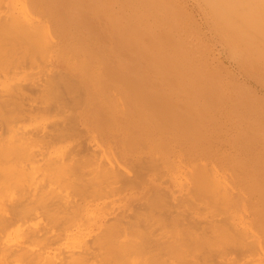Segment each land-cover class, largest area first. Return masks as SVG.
Masks as SVG:
<instances>
[{"label": "rangeland", "instance_id": "374dc122", "mask_svg": "<svg viewBox=\"0 0 264 264\" xmlns=\"http://www.w3.org/2000/svg\"><path fill=\"white\" fill-rule=\"evenodd\" d=\"M1 1H3V2H1ZM22 1H23V4L21 3ZM208 1L209 0H207V2ZM248 1H247L246 5L248 6V4H249V8L251 9L253 7L252 5L256 4V2H254L256 0H253V2H251L252 0H250L249 2ZM259 1L260 0H258L257 3H260ZM209 2L205 3L203 1L201 2V0H0V20H1L0 25L3 26L2 24H4L3 23L4 20L6 21V24H4V26L7 25V23L9 22L8 19H10V18H7V17H9V15L14 14L13 16H16V17H14V20L11 19L13 23L9 22L10 24H12L11 28L12 27L14 28V29L12 28L13 31L11 30V28L9 29V31L11 30L10 33L12 34V32H14L16 30L15 33H13L14 35L13 34L11 35L7 29L10 27V24H8L9 27L8 26L5 27V29L7 30V33H9L11 35V38H10L9 34H8L9 37H7V33H6L5 29H2V27L0 26V28H1L0 33H3V35H4V37L2 36L0 38H5V35H6V37L8 38L7 41L11 42L12 46L15 44L13 47H15L14 49H16V50H14L12 47H10L11 45L9 43H6L7 41H5L3 39L6 46H8L7 44H9V47H8V50L3 48L5 50L4 51L2 49V47L0 46V50L2 49L4 51L3 53H2V51H0L3 55V57H2V55L0 56V61H1L0 65L1 64L3 65L5 63L0 68V71H1L0 72V96H1L0 101L3 100L5 95L7 97H5L4 100L5 99L7 100V98H9V100H7L8 104L5 101H4V103H3V101L0 102L1 103V109H2V110L0 109V112H1L0 113V119L2 116L4 117L5 123L6 122L9 123L8 126L11 129H14L12 132L15 135L20 132V134L23 133L24 135H26L25 133H28L30 136H32L31 133L36 132V134H37V130H38L37 137L35 134H34L35 136H32V137H34V138H32L33 139L32 143H34L36 145L32 144L31 142H30L31 145L30 144L27 145L28 144L27 143L25 146H27L28 148L26 147L27 149H25V147H24V149L27 151L22 150L23 154L19 155L18 157L20 158V160H19V158L17 160L18 161L17 164L24 166L25 174H27L29 172L28 171L26 173V171L30 168V173L32 174V176H30L31 174L29 173V177H31V178L30 179L27 178L29 182L26 180L28 182V185L30 186V188H32L31 185H34L31 182L33 180H34L33 183L34 182L36 183L38 181L41 184V180H40L41 174L40 175L36 174V176L38 178L35 176V172L38 173L40 171L37 168H36V170L31 168L30 165L34 164V165H37L38 167L40 166L41 160H39V158L41 157V155L40 156L38 155V154H40L38 152V150L40 149L39 145L41 144V142L47 141L48 140L47 137L49 138V136L53 135V134L50 135L51 134L50 132L52 131L51 128L46 129V127L51 126L52 128H59L60 133L62 131L61 128L63 129V127H66L65 130H67V127H68V129H70V130L66 131L67 133L65 132L66 136L64 135V133L63 134L61 133V135H60L61 138L63 137L62 135H64V137H65L64 139L62 138L63 141H61V142L59 141V139L61 140V138H59L60 136L59 137L57 136L59 138L58 140H57V137H54V139H53V136H52L49 139L52 138L53 139V140L51 139L52 142L54 140H56L59 143L54 141L51 144L50 140H49V142L47 141V145H49V146L46 145L47 149H44L46 142H44V146H43V144H41V146H43V147H41L42 149H40V150L41 151L44 150L43 151L44 154L47 153L46 157L50 156L49 158H51V160H54V158H56L54 155H56L57 157L59 155V156H61V158L64 157V161L66 164L69 163V165H70V167H69L68 165L65 164L67 167L63 168V170H62L63 172H61L62 174L60 173V177H58L59 174L58 175H57V173L55 174L58 179L57 178H54V179L51 178L52 176L56 177L54 175V173H51L50 174L51 176H49V177L47 176L48 178L46 177L47 179H45V181L47 180V182L44 181L45 184L43 185V187H42V184L40 185L41 189L46 190L47 195H49V196L45 197L47 200L44 198V201H46L47 204L45 203V205H44V202H43V203H39L40 206H38V203H36L35 201H31V200H33L32 198L36 197V196H33L36 194H32L34 192H32L31 190H29L31 192H28V190H26L28 192V194L25 195V193H24L22 195L23 197L24 196L29 197V194L31 193L30 197H29L30 199L27 197H26L27 198L26 199L24 197L26 200H28L26 203V201H24L25 199H23V197H20L21 195H19L20 193H22L21 189H20L22 187L19 188V186H20L19 184L16 186L18 189L14 186V183H21V182H13V184L11 181H10L11 183L8 182V184H10V188L8 187L7 190L5 189L6 193L3 192V198L6 199V202L12 203V201L14 200L13 202L15 203V201H16L15 199L17 198L18 200H21V203L24 204L23 206H28L27 208L30 207L29 209L31 211H33V212L30 211L31 214L26 212V214L23 215L24 217L22 216L20 218V216H19L18 219L15 217L12 219V217H11V216H13L12 211L10 212L12 215L9 214L8 211H7L6 215H7V217L8 216L11 217V218L9 217L10 221L12 222V224H14L13 227L11 228V230L16 228V227L19 228V231L21 229L23 230V235L25 236L23 238V240H25V243L28 242L29 240H32V241H29L28 243L36 242V243H32V244L26 243V245H28L29 249L34 250V251H32L33 253L35 251H38L39 253L42 252V255H44L45 258L47 256V258H46L47 261L45 259L37 261V260H39V259H37L39 256V253L35 252L34 253V255H35L34 262L36 261V263H34V264H37V263L38 264H42V263L43 264L44 263L49 264L48 260H49L50 264H53V263L56 264L58 261H59V264H69V263L70 264H78V263L79 264H82V263L83 264H90V262H92L91 264H97L96 260H98V264H102V262H103V264H107L108 261H109L108 264H115V263H118L117 262L118 259L115 260L112 257L115 258L117 256H112L111 260H113V261H111V262H110L109 257L111 256L110 252H112V251L114 252V253L112 252L113 253L112 255H115L117 253H116V251L113 250L114 248H112L111 246H110L111 247L110 248L109 245L106 243L110 242L113 244V242H116L114 244H115V246H117V243L121 244L122 241H123V243H125L128 241V239H130L129 244L131 243L130 246L129 245L128 246L130 248H132L133 250H136V251H132V249L131 250L129 249L128 252L130 251V253H131V251H132L131 255L130 254L128 255V253L123 254L124 256L128 255L127 257L129 259L124 258V260H125V262L127 260H129V262L127 261L129 264H142L143 262H141V260L143 261L144 259L145 260H144L143 264H145V262H146V264L147 263L148 264H175V263L182 264L183 260H186L187 258H188L187 262L190 264H201V263L202 264H207V263L208 264H220V262L221 263L223 262V258H224V262H223L224 264H264V249H263L264 248V232L262 233V231H264V228L263 229L261 228V227H264V223L257 221L258 216H259L258 215L259 212H260L261 217H263V215H264L263 214L264 213V204H263L264 203V198H263L264 197L263 196L264 191H262V190H264V24H262V23H264V18H262V17H264V12L262 10L263 8L260 9L259 7H256V5H254L256 7V9H255V7H253L251 9V13L246 12L247 14H249V18L252 19L251 21L253 22V19L257 16L256 14L259 12V9H260V12H259L257 18H259V15H260V18H262L261 20H263V21L260 20V22H258V23H261V25L257 24L256 18L254 19L256 21L255 23L257 24V27L259 26L258 29L256 26H253V24L250 21V19L248 18V16L246 19V15L245 16L240 15L241 11H242V13H245V12H243V9L250 11V9L246 8L245 5H244L245 8L244 7L242 8V6L240 7V9L242 8L241 11H240V9L238 11H236V12H238V13L234 14L236 16L232 15V16H234L233 18H231L232 17L231 15H230L231 17L229 16L230 19L224 18L221 15L223 17V19H225V20L228 19L230 21L232 19L233 25L235 24L234 28H232L230 26L224 25L225 21H223V19L222 20L220 18H219V20L217 19L218 17H216V15H215L217 11H215V13H212L214 7L210 4L211 8L213 7L212 9H210ZM215 2L216 1H213V3H215ZM251 3H252V5H251ZM263 3H264V1H263ZM216 6H217V3H216ZM216 6H215L214 10H216V9L219 10L220 8L222 10L223 5H221L222 7L220 6V8L216 7ZM250 6H252V7H250ZM263 6H264V4H262V7ZM23 9H25L26 11H24ZM221 10H219V11H221ZM252 10H253V12H252ZM256 10H257V13H256ZM27 11L29 14L31 13V14H33V16L34 15L35 16L32 17V15H30V16L27 15L28 14ZM219 11H218V13H221V14H222V12H224V11H221V12H219ZM234 11L235 10H233V12L230 11L231 14L235 13ZM10 12H12L13 14ZM207 12H209L208 15H206ZM224 13H226V12H224ZM228 14H229V12H228ZM238 14L240 15V17L242 19H246V22L247 23L249 22L248 24H250V22H251L250 25L253 26V29H251L247 23H245V24L242 23V21H241L242 19H240V17H238L239 16ZM250 14H253V15H250ZM5 15H7V16H5ZM212 15L215 19L212 17ZM225 15H227V14H225ZM3 16H5V17L3 18ZM13 16H12V18H13ZM243 16H244V18H243ZM252 17H254V18H252ZM2 18L4 20H2ZM238 19H240V20H238ZM15 20H17V21H15ZM17 24H21L23 26L19 25V27H18ZM236 25H238V26H236ZM4 26H3V28H4ZM15 26H17L18 29H16ZM45 26L49 30H47L45 28ZM217 26L219 27L218 29H217ZM21 27L24 30L23 29L19 30V28H21ZM26 28L28 29L27 31H26ZM17 30H19L21 32L23 31L26 34V36L24 35V40H22V41H25V39L27 41H25L24 43L21 41V34ZM4 31L6 34H4ZM46 31H51V32L49 33ZM30 32H32V33H30ZM260 32H261V34H263L262 36H260V34H259ZM16 33L20 34V35H18V37L15 40H18L19 37H20L19 38L20 40L15 41V42L16 43L19 42V44H20V41H21L23 44V45L22 44L18 45V43H17V47H16V43L14 42V39H12V38H15L17 36ZM44 33H46V34H44ZM15 34H16V36H15ZM32 34H33V36H32ZM47 34H48V36H47ZM50 34H53L54 36H52ZM240 34H242L243 36H241ZM1 35L2 34H0V36ZM220 35L223 36V39L221 37H219ZM29 36H31V38ZM257 36L259 38H261V39L263 38V39L261 40ZM254 37H256V38H254ZM7 38H5V39H7ZM28 38H29V40H28ZM10 39H12V40H10ZM39 40H42V41H39ZM1 41L2 40H0V43H1ZM32 41H35L34 46L31 43ZM26 42L31 43L30 45H32V46H30L29 44H25ZM41 42H43V43H41ZM45 42L49 43L48 46H46ZM5 44H3L4 47H5ZM38 44H40V46ZM1 45H2V43H1ZM21 45H22V47H21ZM28 45L30 47H27ZM42 45L45 46V48L42 47ZM31 47L36 48V50L34 49L35 50L34 52H33V48H32L33 56H31L32 53L30 52ZM24 48H26V49L28 48V50H24ZM22 50L25 52L28 51L26 57H23V56H25V54L23 53ZM232 50H235V52ZM29 52L31 53L30 56L28 55ZM12 55L14 57H12ZM42 55H43V57H41ZM36 57H38V59ZM18 58H19V60H18ZM24 59L27 62L26 64H25ZM11 60H13V61L11 62ZM22 60H24V61L22 62ZM28 61L31 63L32 66L30 65V63ZM125 61L128 63L127 68H125L121 65L122 62H125ZM21 62L23 65L20 64ZM16 63L18 65L19 64L20 65L18 66ZM6 64L8 67L6 66ZM14 64H15V67H13ZM44 64H46V65L44 66ZM16 65L18 68L16 67ZM9 69H10V71H9ZM27 69H28V71H27ZM7 71L9 73H7ZM16 71H18V72H16ZM55 71L57 73L59 72L61 74H64V73L67 74V75L59 74L62 76V78H63V76H67V77L70 76L69 78L71 80H73L71 82L73 85L70 83L72 85L71 88H70V85L68 83H66L68 81H66V82L63 81L62 87H64V85H66V84L69 87L68 88H67V86L64 87L65 91L61 92L64 89L61 87L60 83L62 84L61 80H63L64 78L62 79L61 76L59 77V75H58L59 79L57 81H59L61 78L60 83L58 82L60 86L58 87V83H56L57 86H54V84L51 83V82H53V80H54V82L56 80L57 76H55V75H57V74ZM52 72H54L55 75L54 74L52 75L51 74ZM27 73H28V75H26ZM139 73L144 75V76L146 75L144 77V79L147 80L146 82L149 85V86H147V88L151 89L152 91L154 90L153 88H155V90L159 89L158 90L159 92L161 91L164 94H167L169 92L168 90H170V89L176 90V92L178 93L176 96L177 97L180 96V98H181L180 110L183 113H180V114L183 117V123H184V127H185L183 134L178 133L174 130H171L170 128H166L165 126H160L159 127L160 129H159L157 127L158 125H156L154 123V121L152 120V118H150L151 116L148 113H147L148 116H146V113H145L143 107L139 103V101H140L139 95H135L131 91L129 92V89L125 87L124 81L127 79L132 80L135 76H138ZM50 77H51V79H50ZM65 80H68V79H66V77H65ZM35 81L37 84L35 83ZM45 81H46V83H48L47 87L52 86V89H53V87H55L54 89H56L57 87L60 88V90H58V89L52 90L51 88L48 87L49 91H47L48 90L47 89L46 92H48V93L50 92L52 95L54 94V96H55L56 93H53V91L54 92L60 91V93L57 92V93H59V94H57V96L61 95V97L58 96L57 100H56V98H54L49 93L53 99L50 98L51 96L48 93L44 92L45 89L42 90V92H41L40 90L42 89V86H43V88L46 87V85L44 86V84H46ZM74 83L80 84L78 86L79 87L81 86L80 88H83V91H82V89H79V87H77L76 84H74ZM24 84L27 87L23 91V88H25ZM26 84H28V85H26ZM38 84H40V85H38ZM110 84L113 85L114 88L112 86L108 90L107 86L109 87ZM30 85H31V87H30ZM35 85H38V86L36 87ZM17 86H19L20 89H18ZM34 87L36 89H34ZM72 87L77 88V89H74V92L71 95L69 93L70 92L72 93V91H73ZM115 87L117 88L118 92H117ZM31 88L34 91L31 92ZM66 88H67V90H69L68 92L66 91ZM118 88L120 89V91L122 90L123 92L119 93ZM27 89H29V90H27ZM21 90H22V92H21ZM75 90H77L78 92ZM79 90L82 92H80ZM155 90L153 92H155ZM113 91H115V92H113ZM25 92H26V94H24ZM42 93L45 94L46 99H47V95L49 96L48 98H50V99H47V100L45 99L46 101L44 99H42L41 96H43V98H44V95H42ZM62 93H64V94L62 95ZM74 93H77V94H74ZM78 93H80V95ZM122 93H124V94H122ZM9 94L11 97L9 96ZM27 94H29L31 96L33 94V97H29V95H27ZM34 94H36V95L38 94V96H36ZM65 94L67 96L66 97L67 99H64ZM119 94L121 95V97ZM13 95H14V98H13ZM118 95H119V98H118ZM125 96H126V98H125ZM218 96L220 98H218ZM78 97H80L82 100ZM10 98L14 102L12 100H10ZM17 98H19V99H17ZM28 98H29V100L30 99L31 100L25 101V100H28ZM32 98H34L35 100H33ZM37 98H38V100H37ZM76 98L80 99L81 105L79 104L80 105L79 106L77 104L78 106L74 107L73 104L76 105V103H78L75 100ZM191 98H196V99L191 100ZM23 99H24V101H23ZM54 99L57 101V103H55V102L53 103V101H55ZM73 99L76 101V103L73 101ZM119 99L120 100L122 99V101L126 100L127 102L124 101V102L120 103L121 104L120 105ZM39 100L42 103L38 102ZM50 100H52V101H50ZM59 100H60V102H58ZM62 100H63V102H61ZM117 100H119V101H117ZM22 101H23V103H21ZM35 101H37V103ZM128 101L129 102L131 101L130 103H132L131 105H129V107H131V108H129L127 106L128 104H130V103H128ZM182 101H183V103H182ZM15 102L16 103L18 102V103L16 104ZM94 102H96V103H94ZM52 103H53V107H52ZM59 103L61 105L63 103V106H61ZM12 104H15V105H12ZM33 104L35 106L40 104L41 106L39 105L40 107L39 106L35 107ZM47 104H49L50 107H48L49 105L46 107ZM57 104L60 105L59 107H61L63 109V110L60 109L62 112L61 113L62 116H61V114L59 116L60 112H57L59 110ZM122 104H124V106H122ZM125 104H127V105L125 106ZM18 105L22 106V108L19 107L20 112H18V110H19V108L17 107ZM64 105H66V106H64ZM94 105L95 106L98 105V106L95 107ZM7 106H8V109H7ZM15 106L17 107V110H16ZM92 106H94V108H92ZM132 106H134L133 107L134 110L132 109ZM31 107L33 109H30ZM38 107H39L38 110L41 109V111H42V112L38 111L40 114L36 113L37 110H36V112L34 110L35 108H38ZM126 107H128V108H126ZM135 107L138 109H136ZM4 108H6V109H4ZM46 108H48L49 110H45ZM50 108H52V109H50ZM99 108H101V109L99 110ZM123 108H124V111L126 113L124 111H121V109H123ZM13 109H14V111H13ZM21 109H22V111H21ZM42 109L45 110L46 112L47 111L48 112L47 113L43 112ZM126 109H128V110L130 109L131 111L130 110L128 111ZM140 109H142V110H140ZM190 109H191V111H190ZM23 110L25 112H23ZM132 110H133V112L134 111L136 112V110H137L138 115L136 113H135L136 116L132 115L133 114ZM9 111H10V113L13 112L11 114H13L14 117L17 118L19 116L18 117L19 120L16 118H13V116H11ZM26 111H27V113H26ZM32 111H34L36 113L35 116H34V114H33V116L31 115V117H30V115H27V114H29L28 112H32ZM98 111H100V116L98 114ZM18 113L24 114L25 116H27V118L23 115L22 119H24V120H22L20 117L21 114L18 115ZM41 113H44V114H41ZM128 113H130V114H128ZM9 114L12 118L10 116H8ZM30 114H32V113H30ZM37 114H39V115H37ZM190 114L192 116L191 117L192 119H189ZM139 115H140V118L142 120L138 118ZM67 117L69 118V122L67 120ZM7 118L9 120L11 119L13 121H11V120L6 121ZM194 119H195V121H194ZM56 120H58L59 122ZM61 120H63V122H61ZM72 120H74V121L71 122ZM186 120H188V121H186ZM189 120L193 123H190ZM54 121L57 122V125L59 124L58 125L59 127H56ZM60 122H61V125H63V123H64L65 126L62 127L60 125ZM125 122L126 123H128V122L132 123V124L128 123L131 126L132 130L130 129V134H125L126 136L124 135L125 137L123 136L124 138L123 137L122 138L125 139V142H126V138L129 139L132 137L130 140H127V142H126V143H128V141H130V143H131V140L133 139V137H135V140H134L135 144L131 143L132 146L129 144L130 145L129 147L130 148L132 147L131 148L132 150L130 148L127 149L128 146L125 147L126 143L125 144L123 143L124 141L121 140L122 138L118 140L117 133L121 132L124 129V127L126 125ZM2 123H4V122H2ZM51 123H54V124H51ZM69 124L71 126H69ZM38 125H39V127H37L38 129L35 128V126H38ZM45 125H46V127H45ZM120 125L123 126V128ZM60 126H61V128H60ZM130 126H128L126 128L129 129ZM32 127H34V128H32ZM30 128H31L32 132L29 130ZM110 128L113 131L112 133H114L115 135L114 134L112 135L111 132H110L111 134H108V132L111 131ZM126 128H125V131L129 133V131L126 130ZM33 129H36V131ZM59 129L57 130L58 134H60ZM107 129H108V132H106ZM119 129H121V131H118ZM202 129L206 130L205 135L203 137H202V135H199V133L197 132V131L202 130ZM40 130H41V132H40ZM161 130H163V131H161ZM190 130H192L191 133H189ZM45 131H46V133H45ZM54 131H56V130L54 129ZM123 131L121 133L122 135L124 134ZM135 131H136V133H135ZM173 133L175 134L176 137L173 136L174 135ZM236 133H237V135H236ZM45 134H47V137H46L47 140L46 139L42 140V137L46 136ZM48 134H49V136H48ZM18 135L16 137H18ZM29 135H26V136H29ZM39 135H40V137H38ZM102 135H103V137H102ZM223 135H225V136H223ZM20 136H22V135H19V137ZM26 136H24L25 139L27 138ZM69 136H71V137H69ZM24 137L22 136V138H24ZM84 137H85V139H84ZM189 137L191 138L190 140L188 139ZM229 137H230V139H228ZM30 138H28V139H30ZM38 138L39 139L41 138L42 141H40ZM93 138H94V140H93ZM79 139H81V140H79ZM136 139L140 140L141 143L139 142V144H137L138 141H136ZM34 140L38 144L35 143ZM78 140L80 141V144L78 143L79 142ZM108 140H109V142H108ZM232 140H233V142H232ZM238 140H240V141H238ZM82 141H84V142H82ZM111 141H112V143H111ZM180 142H182V143H180ZM222 142L225 143V146L223 145L224 143H222ZM81 143L84 145H82ZM144 143H145V145H144ZM205 143H206V145H205ZM226 143H228V144H226ZM235 143H237V144H235ZM238 143L241 145V148H239L240 145ZM162 144H164V145H162ZM77 145H79V147H80L79 149H78ZM81 145H82V148H81ZM233 145H234V147H233ZM72 146H74V149L76 152L74 151ZM83 146H85V148ZM163 146H165V147L163 148ZM202 146H203V148H202ZM204 146H205V148H204ZM214 146L217 148H215ZM87 147L91 151H89ZM37 148H38V150H34ZM56 148H58L57 152H56ZM67 148H69L68 149L69 152L67 151ZM59 149H60V151H59ZM178 149H180V150H178ZM45 150H47L46 153H45ZM64 150L66 152H64ZM219 150H221V151L219 152ZM223 150H224V152H223ZM24 151L26 153H30V154L27 155ZM88 151H89V153H88ZM98 151H99V153H98ZM201 151H202V154H201ZM237 151L240 153L241 158L236 157V154H238ZM37 152H38V154H37ZM78 152H80V153H78ZM85 152H87V153H85ZM136 152H137V154H136ZM138 152H140L141 154H139ZM180 152L184 153L185 155L180 154ZM230 152L231 153L233 152L234 154L232 153V156H231ZM64 153H66V155ZM95 153H97V154L95 155ZM154 153H157V154H154ZM176 153H178V154H176ZM191 153H193L192 154L193 156L190 155ZM63 154H64V156H62ZM81 154H83V157H86V158L81 157L82 156ZM114 154L118 157V162L116 161V156ZM142 154L145 156H149V157H147V159L146 158L144 159L145 156H143ZM196 154L199 157L201 156L202 159L201 158L198 159L196 157L197 156ZM227 154H229V157ZM245 154H246V156H245ZM26 155L28 158H26ZM135 155L136 156L138 155V156L136 157ZM178 155L179 156L184 155L185 157L184 156L179 157ZM203 155H205V156H203ZM213 155L214 156L216 155V157L218 159L221 157L222 162L220 160H218L221 164H218L219 162L216 161V159H217L216 157H215L216 159L212 158ZM93 156H95V157H93ZM139 156L140 157L143 156V157H141V159H140ZM186 156H187V158L189 157L190 159L192 157H194L193 159H196V160L192 159L193 161H195V164L192 161V163L194 164V165H192V168H196V165L198 164L197 161H199V163L202 161L200 163L201 165L199 167H197L196 169H192L190 166V164H192V163H190L191 161L188 162ZM222 156H223V158H222ZM91 157L93 160L91 159ZM106 157L108 160L106 159ZM126 157L129 159L131 158V159L129 160ZM135 157L138 158V160ZM152 157H154V158H152ZM176 157H178V160L174 159ZM203 157H205V158H203ZM208 157H210V158H208ZM230 157H232L231 160H230ZM66 158H68L69 160ZM95 158H96V160H95ZM109 158L111 159V161L109 160ZM182 158L185 160H183ZM206 158L209 159L211 161V163ZM227 158H228V160H227ZM16 159H17V156H16ZM87 159L88 160L90 159V160L88 161ZM179 159L183 161L182 163H184V165L181 163V161H180V163L184 167L182 165H180V163H178ZM204 159L206 162L203 165L202 163L204 162L203 161ZM235 159H238V160L240 159L239 163H240V161H242V163L245 166H243L241 163V166L239 167L240 164L236 163L237 160L235 161ZM37 160H39V162H37ZM100 160L104 163L100 162ZM232 160L235 161V163H233ZM24 161L27 164H23V163H25ZM31 161H32V163H31ZM84 161H85V163L83 164ZM119 161L121 163L123 161V163H122L123 166L121 163H120L121 165L119 164ZM135 161H138L139 163L135 162ZM155 161H157V162H155ZM162 161H163V163H160ZM95 162H96V164H95ZM132 162H134V163L132 164ZM89 163H93L94 165H91ZM142 163H144V164L142 165ZM188 163H189V166H188ZM158 164L161 167H159ZM210 164H212V166ZM217 164H218V166L224 165L223 169H221V166L218 170L215 169ZM227 164L228 165H230V164L234 165L233 168L235 167V164H237V165L239 164L238 168L240 170L238 168L236 170V168H235V169H233V170H235L233 173L231 165L228 166ZM25 165H27V166H25ZM103 165H104V167H103ZM124 165H126L125 168H124ZM207 165H210V166H207ZM131 166H133V168ZM152 166H153V168H151ZM179 166H181V167H179ZM185 166H187L189 168H186ZM26 167L28 169H26ZM130 167H131V169H130ZM212 167H214V169L216 171ZM230 167H231L232 171H230V169H229ZM80 168H82V170ZM87 168H89V169H87ZM112 168L117 169V170L121 168L122 170L120 169V171L119 170L116 171ZM146 168H147V170H146ZM160 168H161V172H159ZM199 168H201L202 171L204 170L203 171L204 173L202 172L203 175L201 172H198L200 170ZM104 169H107V171L106 170H105L106 172L103 171ZM142 169H143V171H142ZM189 169H190V176H191V169L193 170L192 173L195 172L194 170L198 169L197 170L198 175H197V173H195L193 175L195 178L197 177V182L195 179H192L193 178L192 176L190 177V179H192L191 181H190V179H187V178H189V174L187 172V171H189ZM9 170H11V169H9ZM96 170H97V172L99 171V175L102 173V171H103V173L105 172L106 174L109 171V174H107L108 176L104 173V175H106L109 178H105L106 176H104L102 174V176L101 175L100 176L104 177V178H101V180H100V177L99 178L97 177L98 173L96 172ZM113 170L115 172H118V173L114 174L115 172ZM227 170H228V172L225 173L226 176H224V177L221 176L222 173L224 174V172ZM32 171H33V173H32ZM110 171L111 172L113 171L114 173L113 172L111 173ZM177 171L179 173L181 171V174H183V175L180 176L179 173H177ZM185 171L187 173H185ZM217 171H219V173L221 175L219 173H216ZM229 171L231 174L233 173L232 174L233 176L239 175V176H237V178L238 177L242 178L244 176L242 178V181H241V179H239V180L235 179V176H234V179L236 181H233V177L231 178V175H229L230 174ZM64 172H65V174H64ZM119 172H120V174H119ZM125 172H126V174H125ZM170 173L174 174V175H170ZM205 173H206V176H205ZM211 173H212V175H211ZM239 173L241 174V176ZM12 174L14 175L13 172H12ZM12 174L10 173L9 176L13 177ZM200 174L202 176H200ZM62 175H63V177H62ZM113 175H114V177H113ZM209 175H211L212 178H210L211 176H209ZM219 175H220V177H219ZM26 176H28V175H25L24 177H26ZM95 176L97 177L96 179H95ZM116 176H118V179ZM182 176H184L185 178H183ZM248 176H250L249 180H247ZM217 177L220 178V180H218V181L221 182V184L223 185V191L224 192L222 193V191H221L222 188L220 187L222 185L219 184L218 181L217 182L219 185H217L214 189L218 190L220 187L221 193L222 194L225 193L224 197L228 196V199L231 200L233 203L232 204L231 201H229V203H227V205H226V203H225L226 201L222 202V203H225L224 205L226 206V209H224V211L225 210L227 211V212H224V211L222 212L220 210L224 214V216L222 213L217 211L219 206L217 208H215V206H214L215 203H212V202H218L219 203V201L221 200V198L223 196V195H221L220 191L219 192L217 191L219 194L216 193V195H220V196L213 195V193H214L213 187L214 186H213V182H211V179H214V178L219 179ZM63 178H65V179H63ZM93 178L96 181L92 180ZM128 178H129V180H128ZM221 178H223V180ZM245 178H246V183H248V184H250L252 182V181H250V178H252L251 180H254V181L256 180L255 181V184H256L255 187L256 188L254 187V184L252 182L251 184H253V185L248 186V184H247L246 185L247 187H245V184H243V186H242L243 191H242V189H240V186L242 185L241 182H243V180H245ZM48 179L49 180L52 179L50 181L51 183L48 181ZM163 179H165L164 183H162ZM204 179H205V181H204ZM10 180H12V178ZM97 180H98V182H97ZM199 180H200V182H199ZM79 181H80V184H79ZM99 181H101V182L103 181V182L101 183ZM107 181L110 183H108ZM27 182H26V184H27ZM59 182H60V184H59ZM96 182L98 183V186H97ZM195 182L196 183L199 182V184H196ZM29 183H31V185ZM54 183H56V184H54ZM66 183L68 185H66ZM193 184H194V190H192ZM195 184L200 185V188H199V186H195ZM201 184L203 186H201ZM259 184H260V186H259ZM55 185H57V186H55ZM60 185H62V186H60ZM65 185H66V187H65ZM70 185H72V186H70ZM99 185H101L102 189L104 188L105 191H104V189L101 190L100 189L101 186H99ZM44 186L47 189H45ZM148 186H149V188L150 187L151 188L149 189ZM153 186L154 187L157 186V187L154 188ZM158 186H160V187H158ZM188 186H191V187H188ZM11 187H15V188H11ZM63 187H65V188L63 189ZM78 187H79V189H78ZM116 187L118 188V191H117ZM143 187H144V189H142ZM196 187L199 188L198 189L199 192H197L195 190ZM217 187H218V189H217ZM260 187H261V189H260ZM5 188H7V187L5 186ZM190 188H191V190H190ZM14 189H16L18 192L20 191L19 194ZM93 189H95V190H93ZM98 189H100V190H98ZM153 189H155V190H153ZM49 190L51 192L55 191L54 192L55 194L60 192L59 196H60V198H62V200L64 199L63 202L61 199H57V200L55 198L49 199V198H51L50 194H49L51 192H49ZM174 190H175V192H174ZM203 190L205 192H203ZM14 191L16 192L17 195H15ZM155 191H157V192H155ZM189 191H191L192 193H190ZM193 191H195L194 193H196L195 194L196 196L199 194L200 196H197V197H200V198L196 197V199H195V196L193 195L194 194ZM211 191H213V192H211ZM247 191H249V192H247ZM257 191L259 192L260 195H262L261 198H259V194ZM54 193H51V194H54ZM207 193H209V194L212 193V194L209 195ZM234 193H236V194L238 193L239 195L238 194L236 195ZM248 193H250V194H248ZM101 194H102V196H100ZM187 194H191V195L189 196ZM253 194H254V196H256L258 194L257 197H258V199L261 200V201H258L257 204H256V202H254L256 200L255 197H254L255 200L253 201ZM62 195H63V197H61ZM69 195H70V197H69ZM158 195H160V196H158ZM249 195H251L250 198L244 197V196L249 197ZM149 196L151 197L152 200H150ZM191 196L194 197V199ZM202 196L207 197L208 199L203 198ZM214 196H215V198H214ZM14 197H16V198H14ZM153 197H154V199H153ZM158 197H160V198H158ZM187 197H189L188 203H187L188 199H186ZM216 197H220V199H216ZM224 197L222 198L223 201H224ZM229 197H231V199ZM21 198L23 199V201ZM146 198H148V199H146ZM211 198L215 199L216 201L212 200ZM262 198H263V201H262ZM75 199H76V201H75ZM175 199H177V200H175ZM204 199H206L208 202ZM245 199H246V201H245ZM247 199H249L248 202H247ZM51 200H52V202H51ZM53 200H56V201L53 202ZM146 200H150V201L146 202ZM183 200H186L185 202L187 203V205L185 202H183ZM203 200H204V202H203ZM29 201H30V203H29ZM74 201H75V203H74ZM166 201L168 204L166 203ZM250 201L252 202V204ZM48 202H51V203H49V205H48ZM181 202L184 204H181ZM194 202H197V203H194ZM28 203L31 205H27ZM32 203L35 204V206ZM58 203H62V204H58ZM144 203L146 206H144ZM170 203L172 205L173 204L176 205V208H174V206L172 207L170 205ZM202 203H204L205 205L203 206ZM220 203H221V201H220ZM220 203H219V205H220ZM245 203L246 204L248 203V205H246ZM55 204L56 205L58 204L57 205L58 208ZM81 204H83V205H81ZM106 204H108V205H106ZM149 204L152 206V208ZM228 204H230V205H228ZM32 205L34 208L32 207ZM67 205H70V207L69 206L67 207ZM169 205L171 207H169ZM180 205H182V206H180ZM188 205H190V206H188ZM216 205H217V203H216ZM252 205H253V207H255V206H257V207L251 208ZM258 205H260V206H258ZM36 206L39 207V209L36 208ZM41 206H43V209L45 206L46 207L43 210ZM53 206H54V208H53ZM65 206L68 209H65L66 208ZM208 206L210 207V209ZM231 206H232V208H231ZM244 206H246V208ZM149 207L151 209H149ZM165 207L168 208V210ZM211 207H212V209L214 208L213 209L214 213L216 211L219 212L218 215L221 214L222 215L221 217H227L228 221L225 218L222 219L221 217H219L220 215L219 216L216 215V216H218L216 218V216H214V214L210 211ZM241 207H243V208H241ZM260 207L261 208L263 207V209H260ZM51 208H52V210H51ZM172 208H174L175 211ZM191 208H193V209H191ZM34 209H35V211H34ZM208 209H209V211L208 212L206 211V213H208L207 214L208 216H206L205 215L206 213L204 210H208ZM215 209H217V210H215ZM235 209L237 211H235ZM259 209H260V211L256 215L255 212L258 211ZM46 210L47 211L51 210L54 213L51 211L46 212ZM72 210H74V211H72ZM180 210L181 211L184 210L186 212L188 211L189 213L188 212H187L188 214L185 212L182 213V212H180ZM244 210H246V211H244ZM248 210H250L251 213L254 212L255 215L252 213L253 215L251 216L250 211H248ZM252 210H254V211H252ZM44 211H45V213H44ZM57 211H59V212L57 213ZM202 211H204V212H202ZM72 212H73V214H72ZM175 212H176V215H175ZM195 212H197L198 214ZM36 213H38V214H36ZM49 213H51V214H49ZM59 213H61L62 215L58 216ZM142 213L144 214V216H142L143 215ZM179 213L187 214L186 216L188 218L185 217L184 216L185 214H184V215H182V219L186 218L188 220L184 219L181 221L180 220L181 214H179ZM203 213H205V214H203ZM209 213H212V214H209ZM32 214H34L33 216L35 218L33 216H31ZM46 214H47V216L45 218ZM63 214L65 216L70 215L71 218H74V216H76V218H74L75 220L73 221L74 223H72L70 225L71 222L69 223L66 220L65 216H63ZM116 214L118 216H116ZM167 214H168V216H167ZM169 214H170V216H169ZM178 214H179V217H178ZM41 215H43V216H41ZM49 215H51V216H49ZM127 215H128V217H127ZM153 215H155V216H153ZM188 215H190V216H188ZM16 216H18V214H16ZM57 216H58V218H60V217L62 218L59 222H58ZM150 216L153 217V219ZM211 216H213L214 220L212 219ZM254 216L255 217L257 216L256 221H254L255 220ZM42 217H43V219H42ZM49 217H50V219H49ZM117 217H119V218H117ZM156 217H158L157 220H156ZM176 217H178V218H176ZM252 217L254 219H252ZM54 218H56V219H54ZM71 218H69V219L67 218V219L70 220ZM144 218L147 219V222H148V223L146 222L147 225L145 223L146 219L143 220ZM208 218H209V220H210V218L212 219L213 224H214V221L216 219L218 220L219 218H221L222 220H224L223 223H225V224H227V222H229V224L233 223L232 227L237 229V230L235 229L236 231H234L233 228L231 227V225H229V224L228 225L232 228L233 232H232V230L229 232L230 229L228 230V228H226V230H228L227 233L233 234L232 236H231V234L228 236L234 238V236H235L234 234H236L234 239H231L229 237L231 242H229L230 240L226 241V243L227 242L229 244L231 243V245L233 243H236L235 245L233 244V247L231 245H228V248H226V250H225L226 253H228L227 255L224 251L225 248L222 249L224 253L222 251L217 250V249L220 250L221 247L223 248V246L227 247L226 244L221 246L223 240L221 241V245H218V244H220L219 243L220 241H218V240L223 238L222 236H221L222 237L221 238L220 235L224 234V233H222V231L224 230V232H225L226 230L224 228L227 226L225 224H223L225 227H223V230H222V229H220V227H222L223 225H221L220 222H218V224L221 225L219 227V229L215 228V225H213V227H214V229H213L212 225H210L212 223L210 222V224H208L209 225V227H208V226H206L207 224H205L209 221ZM243 218H245V220ZM15 219H16V221H15ZM23 219L26 221H24ZM115 219H117V220L115 221ZM136 219L139 221H137ZM199 219H201V220L198 221ZM263 219L260 218L259 220H262L264 222ZM55 220H56V222H53L54 224L57 222L62 224V222H64V220L66 221V222H64L65 225L62 224L63 229H62V226L60 224L55 226L52 223V221H55ZM123 220H125L124 222H126V223H124ZM174 220L176 221V223L174 222ZM178 220H180V221H178ZM203 220H205V223L203 222ZM206 220H208V221H206ZM20 221H22V222H20ZM46 221H48L49 223ZM71 221H72V219H71ZM136 221L138 222V224L136 223ZM171 221H172V223H171ZM185 221H187V222L192 221L191 223L195 224L196 227H195V225H191V223L187 224ZM218 221H221V220L219 219ZM23 222H25V223H23ZM114 222L119 224V225L121 224V225L120 226L116 225V224H114ZM119 222H121V223H119ZM128 222L130 223V225ZM201 222H202V224H201ZM21 223H23V224L20 225ZM109 224H113V225H109ZM215 224H217L216 221H215ZM249 224H251V225H249ZM39 225H40V228H39ZM50 225H52V226H50ZM67 225H68V227H65ZM107 225L111 226L112 230ZM155 225H156V227H155ZM202 225L207 227L208 231H206L207 228H205ZM58 226H61V230L63 231V234L65 236L62 235V232H60V231L59 232L61 234H59L58 229L60 230V227H58ZM113 226H115L116 228ZM178 226H181V227H178ZM254 226H255V228H253ZM28 227H29V229H28ZM43 227L45 230H43ZM57 227H58V229H57ZM101 227H103L102 230H101ZM105 227L106 228L109 227L107 229L108 230L110 229V231L106 230ZM184 227H186V228H184ZM250 227H252V228H250ZM113 228H115V229H113ZM117 228H119V229H117ZM183 228L186 229V231H183ZM189 228H190V230H188ZM122 229H124V230H122ZM166 229H167V232L165 233ZM195 229H197V230H195ZM240 229L243 230L241 232L242 234H240V232L238 231ZM34 230H36V232ZM114 230H116V231L120 230L117 232L118 236L120 235L121 232H123L119 238H117V236H116L117 240H116V238L112 237L114 239H113V242H111L112 240L109 241V240L103 238L105 236L108 237V235L105 234L107 231H108L107 234H109V237H111L112 234L110 235V233ZM178 230L179 231L182 230L183 232H179ZM214 230L215 231L220 230V234H218L219 232L217 233ZM252 230H254V231H252ZM116 231H114L112 233L114 234V233H116ZM200 231H202V232L200 233ZM237 231H238L239 235H238ZM33 232H35L36 234L38 233L37 234L38 236L36 234L34 235V237L36 236L35 239H37V240H33V238H32ZM163 232H164V234H163ZM184 232L186 233L185 237H184V235L181 237L182 233H184ZM188 232H190V234ZM24 233H26L27 235L29 234L30 236L32 235L31 239L28 240L26 237L27 235ZM56 233H57V235H56ZM117 233L114 234V236L117 235ZM136 233H138V234H136ZM168 233L170 234L169 236H168ZM175 233L177 236L175 235ZM177 233H179V234H177ZM244 233H245V236H244ZM100 234H101V236H102V234H105V236H103L101 238ZM203 234H205V235H203ZM213 234L214 235L217 234V236L219 235L220 239H219V237L217 238L216 235L214 236ZM39 235H41V236L39 237ZM54 235L57 236V238H55ZM133 235H135V236H133ZM187 235H189V238ZM211 235L213 237H215V239H211V238H213ZM174 236H176L177 239ZM58 237L61 239H58ZM130 237L132 238V241H131ZM152 237H153V239H152ZM172 237H174V238H172ZM225 237H226L225 239H227V235ZM18 238H20V240H21V236ZM90 238L95 239L96 242H94ZM98 238H100V240L101 239L104 240V241L101 240L102 245H103V242H106V243H104V245L101 246V243L99 242L100 240ZM143 238L147 241H145ZM160 238H162V240ZM181 238H183V240ZM186 238L188 240H186ZM238 238H240V239H238ZM87 239H90V240H87ZM97 239H98V241H97ZM136 239H139L138 240L139 242H137ZM157 239L159 240V242ZM172 239H173V241H172ZM179 239H181V240L179 241ZM184 239L186 240V243H185ZM204 239L209 240V243H208V241L206 242ZM235 239L236 240L238 239V241L241 240V243L243 242L241 246H243V247L240 246L238 241L235 242L234 241ZM46 240H48V241L46 242ZM124 240H127V241H124ZM214 240H215V242H214ZM37 241H38V243H37ZM119 241H121V242H119ZM232 241H234V242L232 243ZM245 241L247 242V246H246ZM252 241L253 242L255 241V244L259 248L258 250H260V251H258L257 247L253 245L254 243ZM256 241H260L259 243H261V244H259ZM70 242H72V243H70ZM143 242H144V244H143ZM187 242H188V246L183 245V244H187ZM192 242H194V243H192ZM156 243H157V245H156ZM205 243H206L207 247H206ZM37 244H40V246L39 245L37 246ZM92 244H94V245L92 246ZM132 244H133V246H132ZM138 244H139V246H137ZM194 244H197V246ZM237 244H239V246H237ZM248 244L250 246L251 251H249ZM250 244H252V245H250ZM41 245H43V246H41ZM96 245L99 247H96ZM210 245H212V246H210ZM104 246L106 249L108 247L109 250L111 249L112 251L111 250L109 251L107 249L109 251V254H108V252L104 248ZM124 246L128 247V246H126V244ZM154 246H155V248H154ZM190 246H191V249H192L193 254L195 256L192 255L191 251H188V250H190L189 249ZM198 246H199V248H198ZM216 246H218V247L221 246V247L217 248ZM234 246H235V249H234L235 251H232ZM236 246L239 249L236 248ZM244 246H246V247L244 248ZM40 247H41V249H39ZM93 247H95V248H93ZM119 247L120 246H118V249H121V248L124 249L125 248V247H121V248H119ZM230 247H232V249ZM87 248H89V250H87ZM102 248L107 253L103 252ZM185 248L186 249L188 248V249L186 250ZM126 249H128V248H126ZM126 249H124V251ZM246 249H247V251H246ZM252 249L253 250L255 249L253 251V253H251ZM86 250H87V252H86ZM99 250H100L101 254H100V252H98ZM144 250H146L145 251L146 253L144 252ZM172 250H174V251H172ZM262 250H263V252H262ZM58 251H59V254H58ZM65 251H66V253H65ZM120 251H121L120 253L124 252V251H122V249ZM151 251H152V253H151ZM76 252L77 253L79 252V254H77ZM117 252L119 253V250ZM179 252H182V253L180 254ZM235 252H236V254H235ZM102 253L103 254L105 253L103 257H104V260L106 262L102 261L103 258L99 257V256L103 255ZM148 253H149V255H148ZM82 254H84V256ZM107 254L110 256H107ZM176 254H178V255H176ZM179 254H180V256H179ZM182 254L184 256H182ZM66 255H68V257L65 258ZM80 255H82V257ZM90 255H91V259H92L91 261H90ZM94 255H95V257H94ZM105 255L107 258H109L108 261L105 259L106 258ZM77 256H79V258L80 257L81 258L78 260ZM92 256L95 259H93ZM146 256L148 257V259ZM185 256H186V258H185ZM50 257L52 258V260ZM70 257H72V261L75 260L73 263L71 262ZM119 257L121 259H123V257L120 256V254L117 258H119ZM179 257L181 259L184 257L182 260V263L180 262L181 260ZM67 258H69V259H67ZM74 258H76V259H74ZM153 258H155V259H153ZM232 258H234V259H232ZM81 259H83L84 262ZM85 259H87L86 262H85ZM138 259H140V260L138 261ZM149 259L150 260L152 259L151 261H149L151 263L148 262ZM175 259H176V261H175ZM190 259L191 260L193 259L194 262H193V260L191 261ZM216 259L219 261V263ZM212 260H214L213 261L214 263H212ZM231 260L233 262H231ZM249 260H252V261H249ZM60 261H63V262H60ZM79 261L82 263H80ZM228 261L231 263H228ZM122 262H123V260H122ZM184 262L186 264H188L186 261H184ZM32 263H33V261H32ZM128 263H126V264H128ZM185 263H183V264H185ZM16 264H20V262L19 263L17 262ZM29 264H31V263H29Z\"/></svg>", "mask_w": 264, "mask_h": 264}, {"label": "bare ground", "instance_id": "6f19581e", "mask_svg": "<svg viewBox=\"0 0 264 264\" xmlns=\"http://www.w3.org/2000/svg\"><path fill=\"white\" fill-rule=\"evenodd\" d=\"M202 1L205 2V3H208V2L210 1V2H209L210 9H212L213 7L215 8L216 3H217V6H216V7H219V8H220L221 5H223V7L221 6V7H222V10H221V8H220L219 10L224 11V12H226V13H224V12H222V14H221V13H218L219 10H218V9L214 10V8H213V12H212V13H215V11H217L215 15H216V17H218V18H217L218 20H219V18L222 20L223 17H224V18H229L230 15L232 16V15L238 13V12H236V11H238V10L240 9L241 6H242V8H243L244 5H245L246 8L250 9V8H249V4H248V6L246 5L248 0H209L208 2H207V0H205V1H204V0H201V2H202ZM213 1H216V2L213 3ZM249 1H250V0H249ZM249 1H248V2H249ZM257 1H258V0L254 1V2H256V4H254V3H253V4L256 5V7H259L260 9L263 8L262 10H263V12H264V6L262 7V4H264V3H263L264 0H260V1H259L260 3H257ZM1 2H3V1H1ZM12 2H13V1H12ZM251 2H253V0H252ZM21 3L23 4V1H22ZM201 4H202V3H201ZM210 4L213 6L212 8H211V5H210ZM260 4H261V5H260ZM205 5H206V4H205ZM251 5H252V3H251ZM254 5H252V6L255 7ZM22 6H23V5H22ZM252 6H250V7H252ZM207 7H208V6H207ZM245 7H244V8H245ZM253 7H252V8H253ZM256 7H255V9H256ZM242 8L240 9V11L242 10ZM252 8H251V9H252ZM259 8H258V9H259ZM251 9H250V11H247V10H244V9H243V12H245V13H242V11H241V12L239 11V12H240V15H244V16L246 15V19H247V16H248V18H249V14H247L246 12L251 13ZM255 9H254V10H255ZM260 9H259V12H260ZM23 10L26 11L25 9H23ZM233 10H235V11H234L235 13L231 14V12H233ZM24 11H23V12H24ZM206 11H207V10H206ZM221 11H219V12H221ZM230 11H231V12H230ZM228 12H229V14H228ZM252 12H253V10H252ZM254 12H255V11H254ZM259 12L257 13V10H256V13H257V14H256V13H255V14H256L257 16H256V17L254 16V17L257 19V20H256V21H257V24H260V25H261V23H258V22H260V20H261L262 18H264V17L260 18V15H259V18H257ZM10 13H12V12H10ZM25 13H26V12H25ZM27 13H28V11H27ZM27 13H26V14H27ZM212 13H211V14H212ZM12 14H13V13H12ZM208 14H209V12L206 13V15H208ZM225 14H227L228 16L225 15ZM13 15H14V14H13ZM13 15H9V17H7V18H10V19H8L9 22H12L11 19L14 20V17H16V16H13ZM27 15H29V16L32 15V17L35 16V15L33 16V14H31V13H30V14L28 13ZM221 15H222L223 17H222ZM238 15H239V14H238ZM240 15H239L238 17H240ZM250 15H253V14H250ZM261 15H262V14H261ZM5 16H7V15H5ZM5 16H3V18H4ZM12 16H13V18H12ZM220 16H221V17H220ZM231 16H230V17H231ZM234 16H236V15H234ZM234 16H232L231 18H233ZM244 16H243V18H244ZM212 17H213V15H212ZM250 17H251V16H250ZM254 17H252V18H254ZM3 18H2V20H4ZM213 18H214V17H213ZM255 18H254V19H255ZM15 19H16V18H15ZM214 19H215V18H214ZM229 19H230V18H229ZM240 19H242V18L240 17ZM240 19H238V20H240ZM246 19H242V20H241L242 23H244V24L247 23V22H246ZM249 19H250V18H249ZM249 19H248V20H249ZM254 19H253V22L251 21L252 19H250V21L252 22L253 26H256V27H257V24L255 23L256 21H255ZM258 19H259V20H258ZM18 20H19V19H18ZM221 20H220V21H221ZM235 20H236V19H235ZM238 20H237V21H238ZM0 21H1V20H0ZM15 21H17V20H15ZM21 21H22V20H21ZM213 21H214V20H213ZM223 21H225V22H224V23H225L224 25H227V26H230V27L234 28L235 24L233 25V21H232V19H231L230 21H229L228 19H226V20L223 19ZM261 21H263V20H261ZM7 22H8V21H7ZM9 22L7 23L6 26H4V24H6V21L4 20V21H3L4 24H2V25L4 26V28H3V26L0 25V26L2 27V29H5V27H7V26L9 27V25H8V24H10ZM251 22H250V24H251ZM12 23H13V22H12ZM14 23H15V22H14ZM221 23H222V22H221ZM239 23H240V22H239ZM248 23H249V22H248ZM248 23H247V24H248ZM0 24H1V23H0ZM15 24H16V23H15ZM22 24H23V23H22ZM250 24H248V25L250 26L251 29H253V26L250 25ZM262 24H264V23H262ZM17 25H18V27H19V25H20V26H23V25H21V24H17ZM215 25H216V24H215ZM221 25H222V24H221ZM231 25H232V26H231ZM11 26H12V24H10V27L7 28L8 31H9V29L11 28ZM227 26H226V27H227ZM236 26H238V25H236ZM242 26H243V25H242ZM251 26H252V27H251ZM262 26H263V25H262ZM18 27L15 26L16 29H18ZM243 27H244V26H243ZM258 27H259V26H258ZM258 27H257V29H258ZM12 28H13V27H12ZM12 28H11V30H12ZM45 28H46V26H45ZM218 28H219V27L217 26V29H218ZM236 28H237V27H236ZM247 28H248V27H247ZM254 28H255V27H254ZM261 28H262V27H261ZM0 29H1V28H0ZM13 29H14V28H13ZM21 29H23V28H22V27L19 28V30H21ZM46 29L49 30L48 28H46ZM46 29H45V30H46ZM240 29H241V28H240ZM11 30H10V31H11ZM19 30H17V31L21 34V41H22V40H24V35L26 36V34H25L23 31H22V32H23V33H22V32L19 31ZM23 30H24V29H23ZM27 30H28V29L26 28V31H27ZM238 30H239V29H238ZM241 30H242V29H241ZM2 31H3V30H2ZM5 31H6V33H7V30H6V29H5ZM5 31H4V34H6ZM10 31H9V33H10ZM12 31H13V30H12ZM15 31H16V30H15ZM15 31L12 32V34L15 33ZM222 31H223V30H222ZM255 31H256V30H255ZM258 31H259V30H258ZM260 31H261V30H260ZM0 32H1V30H0ZM28 32H29V31H28ZM28 32H27V33H28ZM46 32H49V33H50L51 31H46ZM9 33H7V37H9V35L11 34V33H10V34H9ZM30 33H32V32H30ZM52 33H53V32H52ZM239 33H240V32H239ZM0 34H2L0 37H2V36L4 37L3 33H0ZM8 34H9V35H8ZM12 34H11V35H12ZM16 34H17V33H16ZM16 34H15V36H16ZM20 34H17L16 37L14 36L15 38H12V39H14V42L20 40V39H19L20 37L18 38V40H15V39L18 37V35H20ZM44 34H46V33H44ZM44 34H43V35H44ZM94 34H95V33H94ZM243 34H244V33H243ZM259 34H260V36L263 35V34H261V32H260ZM11 35H10V38H11ZM13 35H14V34H13ZM50 35L54 36L53 34H50ZM230 35H231V34H230ZM240 35L243 36L242 34H240ZM240 35H239V36H240ZM32 36H33V34H32ZM47 36H48V34H47ZM92 36H93V35H92ZM92 36H91V37H92ZM248 36H249V35H248ZM251 36H252V35H251ZM253 36H254V35H253ZM7 37H6V35H5V38H7ZM12 37H13V36H12ZM29 37L31 38V36H29ZM43 37H44V36H43ZM96 37H97V36H96ZM219 37H221V38L223 39V36L220 35ZM257 37H258V36H257ZM5 38H0V40L3 41V42L1 41L2 45H1V43H0V46L2 47V49L4 48V49H7V50H8L9 44L11 45L10 47H12V48L14 49L15 47H13V46H14L15 44L12 46V43L9 42V41H7L8 38H7V39H5ZM25 38H26V37H25ZM34 38H35V37H34ZM98 38H99V37H98ZM123 38H124V37H123ZM225 38H226V37H225ZM231 38H232V37H231ZM231 38H230V39H231ZM245 38H246V37H245ZM252 38H253V37H252ZM254 38H256V37H254ZM258 38H259V37H258ZM258 38H257V39H258ZM3 39H4L5 41H7L6 43H9V44H7L8 46H6V44L4 43V40H3ZM12 39H10V40H12ZM35 39H36V38H35ZM35 39H34V40H35ZM222 39H221V40H222ZM259 39H261V38H259ZM262 39H263V38H262ZM262 39H261V40H262ZM28 40H29V38H28ZM124 40H125V39H124ZM231 40H232V39H231ZM261 40H260V41H261ZM21 41H20V44H22V42L24 43V42L27 41V40L25 39V41H22V42H21ZM36 41H37V40H36ZM39 41H42V40H39ZM39 41H38V42H39ZM75 41H76V40H75ZM230 42H231V41H230ZM239 42H240V41H239ZM249 42H250V41H249ZM15 43H16V42H15ZM17 43H18V45H20L19 42H17ZM17 43H16V47H17ZM31 43H32L33 46L35 45V41H32ZM31 43H27V42H26L25 44H29V45H30ZM33 43H34V44H33ZM41 43H43V42H41ZM231 43H232V42H231ZM3 44H5V47L3 46ZM36 44H37V43H36ZM45 44H46V46H48L49 43H46V42H45ZM45 44H44V45H45ZM22 45H23V44H22ZM22 45H21V47H22ZM29 45H28L27 47L32 46V45H30V46H29ZM38 45L40 46V44H38ZM6 47H7V48H6ZM18 47H19V46H18ZM25 47H26V46H25ZM35 47H36V46H35ZM35 47H31V49L29 48V49L31 50V51H30V50H29V51L32 53V48H33V52H34V51L36 50ZM42 47L45 48V46H43V45H42ZM19 48H20V47H19ZM19 48H18V49H19ZM40 48H41V47H40ZM2 49H1L0 51H2V53H3L5 50L3 49V50H4V51H3ZM9 49H10V48H9ZM21 49H22V48H21ZM34 49H35V50H34ZM14 50H16V49H14ZM24 50H28V48H27V49L24 48ZM10 51H11V50H10ZM10 51H9V52H10ZM22 51H23V50H22ZM40 51H41V50H40ZM232 51L235 52V50H232ZM27 52H28V51H27ZM27 52L23 51V53L25 54V56H23V57H26ZM30 52L28 53L29 56L31 55ZM262 52H263V51H262ZM2 53L0 52V56L2 55ZM5 53H6V52H5ZM7 53H8V52H7ZM37 53H38V52H37ZM37 53H36V54H37ZM8 54H9V53H8ZM108 54H109V53H108ZM10 55H11V54H10ZM10 55H9V56H10ZM14 55H15V54H14ZM21 55H22V54H21ZM15 56H16V55H15ZM31 56H33V53H32ZM2 57H3V55H2ZM12 57H14V56L12 55ZM41 57H43V55H42ZM21 58H22V57H21ZM21 58H20V59H21ZM36 58L38 59V57H36ZM5 59H6V58H5ZM7 59H8V58H7ZM12 59H13V58H12ZM22 59H23V58H22ZM25 59H26V58H25ZM25 59H24V60H25ZM30 59H31V58H30ZM2 60H3V59H2ZM15 60H16V59H15ZM18 60H19V58H18ZM18 60H17V61H18ZM24 60H22V62H23ZM31 60H32V59H31ZM12 61H13V60H11V62H12ZM0 62H1V61H0ZM9 62H10V61H9ZM22 62H21L20 64H22ZM28 62H29V61H28ZM43 62H44V61H43ZM43 62H42V63H43ZM113 62H114V61H113ZM7 63H8V62H7ZM18 63H19V62H18ZM26 63H27V62H26V60H25V64H26ZM29 63H30V62H29ZM4 64H5V63H4ZM4 64H3V65H4ZM8 64H9V63H8ZM10 64H11V63H10ZM16 64H17V63H16ZM20 64H19V65H20ZM33 64H34V63H33ZM3 65L1 64V65H0V68H1V66H3ZM17 65H18V64H17ZM17 65H16V67H17ZM19 65H18V66H19ZM22 65H23V64H22ZM30 65H31V63H30ZM45 65H46V64H44V66H45ZM121 65H122L123 67L127 68L128 63L125 61V62H122ZM129 65H130V64H129ZM6 66H7V64H6ZM31 66H32V65H31ZM4 67H5V66H4ZM7 67H8V66H7ZM10 67H11V66H10ZM13 67H15V64H14ZM22 67H23V66H22ZM2 68H3V67H2ZM11 68H12V67H11ZM17 68H18V67H17ZM113 69H114V68H113ZM11 70H12V69H11ZM102 70H103V69H102ZM2 71H3V70H2ZM9 71H10V69H9ZM27 71H28V69H27ZM57 71H58V70H57ZM118 71H119V70H118ZM0 72H1V71H0ZM4 72H5V71H4ZM16 72H18V71H16ZM55 72H56V71H55ZM105 72H106V71H105ZM121 72H122V71H121ZM7 73H9V72L7 71ZM253 73H254V72H253ZM45 74H46V73H45ZM51 74H52V75H53V74L55 75L54 72H52ZM56 74H57V75H55V76H57V77H56L55 82H54V80H53V82H51V83L54 84V86H57L56 83H58V82L60 83V80H61V78H62L61 75H67L66 73L61 74V73H59V72H58V73L56 72ZM59 74H61V75H59ZM139 74H140V73H139ZM139 74H138V76H135L132 80H128V79L125 80V81H124V84H125V87L129 89V92L131 91V92H133L135 95H139V98H140L139 103H140V105L143 107V109H144V111H145V113H146V116H148V114H149V115L151 116L150 118H152V120L154 121V123H155L156 125H158V126H157L158 128H159L160 126H165L166 128H170L171 130H174V131H176V132H178V133H182V134H183V133H184V129H185V127H184V123H183V117H182L181 114H180V113H183V112L180 110V106H181V103H180V102H181V98H180V96H179V97L176 96V95L178 94V93L176 92V90H175V89H170V90H168L169 92H168L167 94H164V93L161 92V91L159 92V91H158L159 89H158V90H157V89L155 90V88H153V89L155 90V92H153L154 90L152 91L151 89H148V88H147V86H149V85H148V83L146 82L147 80L144 79V77H145L146 75L144 76V75H142V74H140V75H139ZM3 75H4V74H3ZM26 75H28V73H27ZM58 75H59V77L61 76V78H60L59 81H57V80L59 79V78H58ZM105 75H106V74H105ZM250 75H251V74H250ZM45 76H46V75H45ZM45 76H44V77H45ZM258 76H259V75H258ZM53 77H54V76H53ZM65 77H66V79H68V80H65ZM69 77H70V76H68V77H67V76H63L64 79L62 78L63 80H61L62 84L60 83L61 87H62V85H63V81H65V82L68 81V82H66V83H68V84L70 85V88H71V86L73 85L71 82H72L73 80H71ZM108 77H109V76H108ZM33 78H34V77H33ZM109 78H110V77H109ZM254 78H255V77H254ZM258 78H259V77H258ZM50 79H51V77H50ZM69 79H70V80H69ZM41 80H42V79H41ZM41 80H40V81H41ZM43 80H44V79H43ZM48 80H49V79H48ZM74 81H75V80H74ZM28 82H29V81H28ZM48 82H49V81H48ZM259 82H260V81H259ZM261 82H262V81H261ZM35 83H36V81H35ZM45 83H46V81H45ZM59 83H58V87L60 86ZM66 83H65V84H66ZM70 83H71L72 85H71ZM77 83H78V82H77ZM99 83H100V82H99ZM36 84H37V83H36ZM74 84H76V83H74ZM151 84H152V83H151ZM26 85H28V84H26ZM38 85H40V84H38ZM38 85H35V86L37 87ZM45 85H46V87H44V88H43V86L41 85V86H42V89H41L40 91L42 92V90L45 89L44 92H45V93H48V92H46V90L48 89V87L52 89V86H48V87H47L48 83L44 84V86H45ZM78 85H80V84H76L77 87H79ZM110 85H111V84H110ZM110 85H109V87L107 86L108 90L113 86V85H111V86H110ZM19 86H20V85H19ZM19 86H17L18 89H20ZM21 86H22V85H21ZM24 86H25V84H24ZM66 86H67V84L64 85V87H66ZM74 86H75V85H74ZM76 86H75V87H76ZM22 87H23V86H22ZM26 87H27V86H25V88H23V91L26 89ZM28 87H29V86H28ZM30 87H31V85H30ZM30 87H29V88H30ZM58 87H57L56 89L60 90V88H58ZM64 87H62L64 90L61 91V92H64V91H65V88H64ZM68 87H69V86H67V88H68ZM80 87H81V86H80ZM80 87H79V89H82V91H83V88H80ZM38 88H39V87H38ZM38 88H37V89H38ZM40 88H41V87H40ZM54 88H55V87H53V89H54ZM67 88H66V91L68 92L69 90H67ZM70 88H69V89H70ZM72 88H73V89H72V90H73L72 93H71V92L69 93V94H71V95L73 94L74 89H77V88H74V87H72ZM113 88H114V86H113ZM115 88H116V87H115ZM34 89H36V88L34 87ZM53 89H52V90H53ZM56 89H54V90H56ZM118 89H119V88H118ZM147 89H148V90H147ZM10 90H11V89H10ZM27 90H29V89H27ZM116 90H117V88H116ZM116 90H115V91H116ZM200 90H201V89H200ZM11 91H12V90H11ZM15 91H16V90H15ZM32 91H34V90H32V88H31V92H32ZM47 91H49V89H48ZM75 91H77V90H75ZM79 91H80V90H79ZM82 91H80V92H82ZM115 91H113V92H115ZM17 92H18V91H17ZM21 92H22V90H21ZM21 92H20V93H21ZM38 92H39V91H38ZM51 92H52V91H51ZM57 92L60 93V91H55V92L53 91V93H56L55 96H54V94L52 95L50 92H49V93H50L54 98H56V100H57V97H58V96L61 97V95H58V96H57V94H59V93H57ZM77 92H78V91H77ZM117 92H118V90H117ZM121 92H123V91H122V90L120 91V89H119V93H121ZM192 92H193V91H192ZM12 93H13V92H12ZM49 93H48V94H49ZM24 94H26V92H25ZM29 94H30V93H29ZM29 94H27V95H29ZM50 94H49V95H50ZM63 94H64V93H62V95H63ZM74 94H77V93H74ZM78 94L80 95V93H78ZM81 94H82V93H81ZM117 94H118V93H117ZM122 94H124V93H122ZM1 95H2V94H1ZM15 95H16V94H15ZM20 95H21V94H20ZM34 95H36V94H34ZM40 95H41V94H40ZM42 95H44V98H43V96H41L42 99L45 100V99H46V98H45V94L42 93ZM46 95H47V94H46ZM51 95H50V96H51ZM82 95H83V94H82ZM119 95H120V94H119ZM119 95H118V98H119ZM9 96H10V94H9ZM9 96H8V97H9ZM21 96H22V95H21ZM36 96H38V94H37ZM52 96H51L50 98H52ZM64 96H65L64 99H67V98H66V97H67L66 94H65ZM73 96H74V95H73ZM0 97H1V96H0ZM5 97H7V96L5 95ZM5 97H4V98H5ZM10 97H11V96H10ZM16 97H17V96H16ZM29 97H33V94H32V96L29 95ZM34 97H35V96H34ZM48 97H49V96L47 95V99H50V98H48ZM62 97H63V96H62ZM68 97H69V96H68ZM70 97H71V96H70ZM80 97H81V96H80ZM80 97H78V98H80ZM120 97H121V95H120ZM4 98H3V100H1L0 102L3 101V103H4V101H5V102L8 104V101H7V100H9V98H7V100H6V99L4 100ZM13 98H14V95H13ZM35 98H36V97H35ZM82 98H83V97H82ZM95 98H96V97H95ZM123 98H124V97H123ZM125 98H126V96H125ZM218 98H220V97L218 96ZM17 99H19V98H17ZM17 99H16V100H17ZM21 99H22V98H21ZM32 99L35 100L34 98H32ZM47 99H46V100H47ZM52 99H53V98H52ZM61 99H62V98H61ZM80 99H81V98H80ZM80 99H77V98L75 99L78 103H76V101L73 99V101L76 103V105L72 103V104L74 105V107L78 106L79 104L81 105V101H80ZM193 99H196V98H191V100H193ZM10 100H12V99L10 98ZM16 100H15V101H16ZM30 100H31V99H30ZM30 100H29V98H28V100H25V101H30ZM37 100H38V98H37ZM46 100H45V101H46ZM54 100H55V99H54ZM56 100L53 101V103H54V102L57 103ZM81 100H82V99H81ZM119 100H120V99H119ZM119 100H117V101H119ZM12 101H13V100H12ZM17 101H18V100H17ZM23 101H24V99H23ZM23 101H22L21 103H23ZM50 101H52V100H50ZM65 101H66V100H65ZM124 101H126V100H124ZM124 101H122V99H121L120 102H119V104L122 103V102H124ZM13 102H14V101H13ZM35 102L37 103V101H35ZM38 102H40V100H39ZM58 102H60V100H59ZM61 102H63V100H62ZM79 102H80V103H79ZM126 102H127V101H126ZM130 102H131V101H130ZM130 102L128 101V103H130ZM135 102H136V101H135ZM220 102H221V101H220ZM258 102H259V101H258ZM9 103H10V102H9ZM15 103H16V102H15ZM17 103H18V102H17ZM17 103H16V104H17ZM19 103H20V102H19ZM40 103H42V102H40ZM43 103H44V102H43ZM53 103H52V107H53ZM70 103H71V102H70ZM94 103H96V102H94ZM128 103H127V104H128ZM136 103H137V102H136ZM182 103H183V101H182ZM184 103H185V102H184ZM59 104H60V103H59ZM77 104H78V105H77ZM127 104H125V106H126ZM131 104H132V103L128 104L127 106L129 107V105H131ZM12 105H15V104H12ZM12 105H11V106H12ZM33 105H34V104H33ZM39 105H40V104H38V105H36V106H39ZM48 105H49V104H47L46 107H47ZM57 105H58V104H57ZM60 105H61V104H60ZM60 105H58V109H59V110L57 111V112H60V113H59V116H60V114L62 113L61 110H60V109H62V108L59 107ZM80 105H79V106H80ZM120 105H121V104H120ZM9 106H10V105H9ZM34 106H35V105H34ZM36 106H35V107H36ZM40 106H41V105H40ZM40 106H39V107H40ZM43 106H44V105H43ZM61 106H63V103H62ZM64 106H66V105H64ZM94 106H95V105H94ZM94 106H92V108H94ZM96 106H98V105H96ZM96 106H95V107H96ZM122 106H124V104H122ZM12 107H13V106H12ZM12 107H11V108H12ZM15 107H16V106H15ZM17 107H18V108H19V107L22 108V106H19V105H18ZM17 107H16V110H17ZM32 107H33V106H32ZM32 107H31L30 109H33ZM39 107L34 109L35 112H36V110H37L36 113H39L38 111H41V109L38 110ZM48 107H50V105H49ZM128 107H126V108H128ZM133 107H134V106H132V109H133ZM25 108H26V107H25ZM41 108H42V107H41ZM56 108H57V107H56ZM77 108H78V107H77ZM129 108H131V107H129ZM135 108H136V107H135ZM188 108H189V107H188ZM0 109H1V103H0ZM4 109H6V108H4ZM7 109H8V106H7ZM23 109H24V108H23ZM50 109H52V108H50ZM100 109H101V108H99V110H100ZM136 109H138V108H136ZM196 109H197V108H196ZM218 109H219V108H218ZM1 110H2V109H1ZM16 110H15V111H16ZM25 110H26V109H25ZM42 110H43V109H42ZM45 110H49V109L46 108ZM45 110H43V112H46ZM62 110H63V109H62ZM96 110H97V109H96ZM126 110H128V109H126ZM129 110H130V109H129ZM129 110H128V111H129ZM133 110H134V109H133ZM133 110H132V112H133ZM140 110H142V109H140ZM7 111H8V110H7ZM13 111H14V109H13ZM21 111H22V109H21ZM121 111H124V108L121 109ZM130 111H131V110H130ZM190 111H191V109H190ZM220 111H221V110H220ZM4 112H5V111H4ZM18 112H20V108H19ZM23 112H25V111L23 110ZM23 112H22V113H23ZM33 112H34V111H32V112H28L29 114H27V115H30V117H31V115L33 116V114H34V116H35L36 113H35V112L33 113ZM41 112H42V111H41ZM47 112H48V111H47ZM47 112H46V113H47ZM124 112H125V111H124ZM197 112H198V111H197ZM199 112H200V111H199ZM0 113H1V112H0ZM9 113H10V111H9ZM11 113H13V112H11ZM11 113H10V114H11ZM22 113H18V115L21 114V116H20L21 119H22V116L24 115V114H22ZM26 113H27V111H26ZM26 113H25V114H26ZM30 113H32V114H30ZM102 113H103V112H102ZM125 113H126V112H125ZM135 113L137 114V110H136V112L134 111L132 115H135V116H136ZM147 113H148V114H147ZM10 114H9L8 116H10ZM39 114H40V113H39ZM39 114H37V115H39ZM41 114H44V113H41ZM57 114H58V113H57ZM98 114H99V116H100V111H98ZM128 114H130V113H128ZM200 114H201V113H200ZM14 115H15V114H14ZM18 115H17V116H18ZM37 115H36V116H37ZM137 115H138V114H137ZM11 116H13V114H11ZM11 116H10V117H11ZM24 116H25V115H24ZM61 116H62V114H61ZM102 116H103V115H102ZM143 116H144V115H143ZM229 116H230V115H229ZM18 117H19V116H18ZM18 117L16 118V117L13 116V118H16V119H18ZM25 117L27 118V116H25ZM28 117H29V116H28ZM188 117H189V116H188ZM191 117H192V116H191V114H190V118H189V119H192ZM2 118H3V119H2ZM11 118H12V117H11ZM138 118L141 119V118H140V115H139ZM143 118H144V117H143ZM148 118H149V117H148ZM21 119H20V120H21ZM70 119H71V118H70ZM102 119H103V118H102ZM186 119H187V118H186ZM0 120H1V121H0V264H16L17 262H18V263L20 262V264H22V263H23V264H29V263L34 264V263H36V261L34 262V260H35V255H34V253H35V252L39 253V252H38V251H35V252L33 253L32 251H34V250L29 249L28 245H26V243H28L29 241H32V240H29V239H31L32 235L30 236L29 234L27 235L26 233H24V234L27 235L26 237H27V239L29 240L28 242L25 243V240H23V238L25 237V236L23 235V230L21 229V230L19 231V228H18V227H16V228H14V229L11 230V228L13 227L14 224H12V222L10 221V218H11V217H12V219H13L14 217L18 219L19 216H20V218H21L23 215L26 214V212H28V213L31 214V212H33V211H31V210L29 209L30 207L27 208L28 206H23L24 204L21 203V200H18V199L16 198L17 196L14 197V198H16V199H15V200H16L15 203L13 202L14 200H13L12 198H11V199L13 200L12 203H10V202H6V199L3 198V192L6 193V192H5V189L7 190L8 187L10 188V184H8V182L11 181L12 184H13V182H21V183H14V186H15V187H16L18 184L20 185L19 188L22 187V188H20V189H21V192H22V193H20V194H19L20 191L18 192L16 189H14V190H16V191L18 192L19 195H21L20 197H23L22 195H23L24 193H25V195H26V194H28V192H31V191H32V192H34V193H32V194H36V195H33V196H36V197H35V198H32L33 200H31V201H35L36 203H38V206H40L39 203H43V202H44V205H45V203L47 204V202L44 201V198L47 197V196H49V195H47L46 190H42V189H41V186H40V185L42 184V187H43V185L45 184V182H47V180L45 181V179H47L49 176H51V175H50L51 173H54V175L57 173V175L59 174L58 177H60V173L63 172V171H62L63 168H64V167H67L66 165H68V166L70 167V165H69V163L66 164L65 161H64V157L61 158V156H59L58 154H57L58 157H57L56 155H54L56 158H54V160H51V158H49L50 156H49V157H46V155H47V153H46L47 150H45V153H46V154H44V152H43L44 150L41 151L40 149H42L41 147L44 146V142H46V144H45V148H44V149H47V146H49V145H47V141L49 142V140H50V143L52 144L54 141H56V140H54V141L52 142V140L54 139V137H57V136L59 137V136L61 135V133H62V134L64 133V135H65V132L68 131V130H70V129H68V127H67V130H65L66 127H63V126H65L64 123H63V125H61V122H63L64 119L61 120V122H60V125L63 127V129H62L61 126H60V128H61V130H62L61 133H60V129H59V128H52L51 126L46 127V125H45L46 129H47V128H51V130H52L55 134L49 129V130L51 131V132H50V131L48 130V131L51 133V134H50V133H49V134H50V135L53 134V135H52V136H53V139H52V138H51L52 140L49 139V138L52 137V136H49V134H48V136H49V138H48V137H47V134H45L46 136H44L45 138L42 137V140H43V139H46V137H47L48 140L46 139L47 141H43V142H41V144H43V146H41V144H40V145H39L40 147L38 146V147L40 148L39 150H38V148H37V149H34V150H38V152L40 153V154H38V152H37V154H38L39 156L41 155V157L39 158V160H41V163H40V166H39V167H38L37 165H34V164L30 165V167L33 168V169H35V170H36V168H37V169L40 171V172H38L39 174L35 172V176H36V174H37V175H40V174H41V179H40V180H41V184H40L38 181H37L36 183H35V182L33 183V181H34V180H33V181H31V182H32V184H34V185H31V183H29V184L31 185V187H32V188H30V186L28 185V182H29L28 179L31 178V177H29L30 168L28 169V168L26 167V169H28V170L26 171V173H27L28 171H29V172H28L27 174H25V171H24L25 168H24V166L17 164V163H18L17 160H18V158H19L18 156L21 155V154H23V153H22V150H25V149L28 148V147L25 146V145H26L27 143H28L27 145H29L30 142L32 143V140H33L32 138H34V137H32V136H35V135H36V137H37L38 130H37V134H36V132H35V133H31L32 136H30L28 133H25V132H24L26 135H29L31 138H30L29 136L24 135L23 133L20 134V132L17 133V134L15 135V134H13V132H12L14 129H11V128L8 126L9 123H7V122H6L7 124L5 123V120H4V117H3V116L1 117ZM8 120H9V119L7 118L6 121H8ZM10 120H11V119H10ZM10 120H9V121H10ZM18 120H19V119H18ZM22 120H24V119H22ZM67 120H68V122H69V118H68V117H67ZM141 120H142V119H141ZM11 121H13V120H11ZM56 121H58V120H56ZM73 121H74V120H72L71 122H73ZM150 121H151V120H150ZM186 121H188V120H186ZM189 121H190V120H189ZM194 121H195V119H194ZM210 121H211V120H210ZM2 122H4V123H2ZM54 122H55V121H54ZM58 122H59V121H58ZM151 122H152V121H151ZM125 123H126V122H125ZM128 123H130V122H128ZM128 123H126V125H125V127H124V129H123L124 131L122 130V131L124 132L123 135L121 134V133H122L121 129L123 128V126L120 125L122 128L118 130V131H121V132H118V131H117V132H118V133H117V135H118V140L121 139L125 134H130L131 126H130ZM190 123H193V122L190 121ZM196 123H197V122H196ZM51 124H54V123H51ZM67 124H68V123H67ZM71 124H72V123H71ZM130 124H132V123H130ZM198 124H199V123H198ZM14 125H15V124H14ZM48 125H49V124H48ZM55 125H56V127H59V126H58L59 124L57 125V122H55ZM133 125H134V124H133ZM53 126H54V125H53ZM69 126H71V125L69 124ZM128 126H130L129 129L126 128V127H128ZM200 126H201V125H200ZM11 127H12V126H11ZM14 127H15V126H14ZM37 127H39V125H38V126H35V128H37ZM32 128H34V127H32ZM115 128H116V127H115ZM119 128H120V127H119ZM125 128H126V130L129 131V133L125 131ZM132 128H133V127H132ZM37 129H38V128H37ZM39 129H40V128H39ZM46 129H45V130H46ZM54 129H55L56 131H54ZM58 129H59V133H60V134L57 133V130H58ZM159 129H160V128H159ZM235 129H236V128H235ZM235 129H234V130H235ZM29 130L32 132L31 128H30ZM33 130L36 131V129H33ZM64 130H65V131H64ZM110 130H111V128H110ZM131 130H132V129H131ZM237 130H238V129H237ZM237 130H236V131H237ZM161 131H163V130H161ZM40 132H41V130H40ZM71 132H72V131H71ZM77 132H78V131H77ZM79 132H80V131H79ZM103 132H104V131H103ZM106 132H108V129H107ZM106 132H105V133H106ZM110 132L112 133L113 131H112V130L109 131L108 134H111ZM125 132H126V133H125ZM191 132H192V130H190L189 133H191ZM197 132L199 133V135H202V137H203V136L205 135L206 130H205V129H202V130H199V131H197ZM208 132H209V131H208ZM45 133H46V131H45ZM66 133H67V132H66ZM75 133H76V132H75ZM100 133H101V132H100ZM100 133H99V134H100ZM135 133H136V131H135ZM18 134H19V135H22L23 137L26 136L27 138H26V139H25V137L22 138V136L19 137ZM34 134H35V135H34ZM113 134H114V133H112V135H113ZM131 134H132V133H131ZM173 134H174V133H173ZM17 135H18V137H16ZM42 135H43V134H42ZM64 135H62V136H63V137H62L63 139L65 138ZM114 135H115V134H114ZM117 135H116V136H117ZM170 135H171V134H170ZM236 135H237V133H236ZM65 136H66V135H65ZM86 136H87V135H86ZM108 136H109V135H108ZM125 136H126V135H125ZM125 136H124V137H125ZM173 136H175V134H174ZM181 136H182V135H181ZM223 136H225V135H223ZM36 137H35V138H36ZM38 137H40V135H39ZM58 137H57V140H58L59 138H61V136H60L59 138H58ZM67 137H68V136H67ZM69 137H71V136H69ZM102 137H103V135H102ZM124 137H123V138H124ZM175 137H176V136H175ZM226 137H227V136H226ZM238 137H239V136H238ZM28 138H30V139H28ZM62 138H61V140L59 139L60 142L63 141ZM72 138H73V137H72ZM115 138H116V137H115ZM123 138H122L121 140H123V141H124L123 143L125 144V143L127 142V140H130L132 137L129 138V139L126 138V142H125V139H123ZM38 139H39V138H38ZM84 139H85V137H84ZM96 139H97V138H96ZM188 139L190 140L191 138L189 137ZM217 139H218V138H217ZM224 139H225V138H224ZM228 139H230V137H229ZM39 140L42 141L41 138H40ZM79 140H81V139H79ZM79 140H78V141H79ZM82 140H83V139H82ZM93 140H94V138H93ZM114 140H115V139H114ZM134 140H135V137H133V139L131 140V143H134V142H135ZM180 140H181V139H180ZM186 140H187V139H186ZM36 141H37V140H36ZM136 141H138L137 144H139L140 140H137V139H136ZM193 141H194V140H193ZM210 141H211V140H210ZM229 141H230V140H229ZM238 141H240V140H238ZM34 142H35V140H34ZM56 142L59 143L58 141H56ZM82 142H84V141H82ZM108 142H109V140H108ZM232 142H233V140H232ZM35 143H37V142H35ZM39 143H40V142H39ZM57 143H56V144H57ZM78 143L80 144V141H79ZM96 143H97V142H96ZM111 143H112V141H111ZM121 143H122V142H121ZM131 143H130V141H128V143L125 144V147L128 146L127 149L130 148L129 146L131 145ZM140 143H141V142H140ZM142 143H143V142H142ZM180 143H182V142H180ZM180 143H179V144H180ZM222 143H224V142H222ZM32 144H34V143H32ZM37 144H38V143H37ZM60 144H61V143H60ZM81 144H82V143H81ZM113 144H114V143H113ZM127 144H128V145H127ZM129 144H130V145H129ZM134 144H135V143H134ZM217 144H218V143H217ZM226 144H228V143H226ZM231 144H232V143H231ZM235 144H237V143H235ZM238 144H239V143H238ZM30 145H31V144H30ZM34 145H36V144H34ZM46 145H47V146H46ZM82 145H84V144H82ZM82 145H81V148H82ZM141 145H142V144H141ZM141 145H140V146H141ZM144 145H145V143H144ZM162 145H164V144H162ZM195 145H196V144H195ZM197 145H198V144H197ZM205 145H206V143H205ZM223 145L225 146V143H224ZM239 145H240V144H239ZM77 146H78V149H79V148H80L79 145H77ZM87 146H88V145H87ZM99 146H100V145H99ZM131 146H132V145H131ZM134 146H135V145H134ZM216 146H217V145H216ZM24 147H25V149H24ZM26 147H27V148H26ZM72 147H73V149H74V146H72ZM83 147L85 148V146H83ZM142 147H143V146H142ZM146 147H147V146H146ZM160 147H161V146H160ZM164 147H165V146H163V148H164ZM214 147H215V146H214ZM233 147H234V145H233ZM61 148H62V147H61ZM87 148H88V147H87ZM131 148H132V147H131ZM131 148H130V149H131ZM144 148H145V147H144ZM198 148H199V147H198ZM202 148H203V146H202ZM202 148H201V149H202ZM204 148H205V146H204ZM215 148H217V147H215ZM239 148H241V145H240ZM239 148H238V149H239ZM29 149H30V148H29ZM29 149H28V150H29ZM68 149H69V148H67V151H68ZM112 149H113V148H112ZM232 149H233V148H232ZM235 149H236V148H235ZM31 150H32V149H31ZM31 150H30V151H31ZM57 150H58V148H56V152H57ZM88 150H89V148H88ZM122 150H123V149H122ZM131 150H132V149H131ZM178 150H180V149H178ZM178 150H177V151H178ZM25 151H27V150H25ZM25 151H24V152H25ZM32 151H33V150H32ZM59 151H60V149H59ZM59 151H58V152H59ZM74 151H75V149H74ZM78 151H79V150H78ZM80 151H81V150H80ZM86 151H87V150H86ZM89 151H91V150H89ZM89 151H88V153H89ZM196 151H197V150H196ZM220 151H221V150H219V152H220ZM225 151H226V150H225ZM230 151H231V150H230ZM238 151H239V150H238ZM238 151H237V152H238ZM28 152H29V151H28ZM33 152H34V151H33ZM48 152H49V151H48ZM64 152H66V151L64 150ZM68 152H69V151H68ZM75 152H76V151H75ZM110 152H111V151H110ZM154 152H155V151H154ZM178 152H179V151H178ZM193 152H194V151H193ZM223 152H224V150H223ZM239 152H240V151H239ZM239 152H238V154H236V157L241 158ZM25 153H26V152H25ZM78 153H80V152H78ZM85 153H87V152H85ZM92 153H93V152H92ZM98 153H99V151H98ZM103 153H104V152H103ZM116 153H117V152H116ZM138 153L141 154L140 152H138ZM205 153H206V152H205ZM221 153H222V152H221ZM230 153H231V152H230ZM232 153H233V152H232ZM232 153H231V156H232ZM26 154L28 155V154H30V153H26ZM61 154H62V153H61ZM64 154L66 155V153H64ZM64 154H63L62 156H64ZM68 154H69V153H68ZM90 154H91V153H90ZM96 154H97V153H95V155H96ZM136 154H137V152H136ZM139 154H138V155H139ZM154 154H157V153H154ZM154 154H153V155H154ZM174 154H175V153H174ZM176 154H178V153H176ZM180 154H184V153H181V152H180ZM192 154H193V153H191L190 155H192ZM199 154H200V153H199ZM201 154H202V151H201ZM201 154H200V155H201ZM219 154H220V153H219ZM233 154H234V153H233ZM241 154H242V153H241ZM243 154H244V153H243ZM27 155H26V158H28ZM33 155H34V154H33ZM49 155H50V154H49ZM74 155H75V154H74ZM81 155H82L81 157H83V154H81ZM106 155H107V154H106ZM114 155H115V154H114ZM138 155H137V156H138ZM142 155H143V154H142ZM184 155H185V154H184ZM184 155H183V156H184ZM186 155H187V154H186ZM196 155H197V154H196ZM217 155H218V154H217ZM225 155H226V154H225ZM227 155H228V157H229V154H227ZM16 156H17V159H16ZM30 156H31V155H30ZM78 156H79V155H78ZM86 156H87V155H86ZM97 156H98V155H97ZM97 156H96V157H97ZM115 156H116V155H115ZM135 156H136V155H135ZM137 156H136V157H137ZM143 156H145V155H143ZM143 156H141V157H143ZM176 156H177V155H176ZM178 156H179V155H178ZM180 156H181V155H180ZM180 156H179V157H180ZM183 156H181V157H183ZM192 156H193V155H192ZM203 156H205V155H203ZM213 156H214V155H213ZM213 156H212V158L214 159V158L216 157V155H215L214 157H213ZM218 156H219V155H218ZM245 156H246V154H245ZM65 157H66V156H65ZM70 157H71V156H70ZM88 157H89V156H88ZM93 157H95V156H93ZM136 157H135V158H136ZM141 157L139 156L140 159H141ZM147 157H149V156H145L144 159H145V158L147 159ZM184 157H185V156H184ZM196 157H197L198 159L201 158V156L199 157L198 155H197ZM196 157H195V158H196ZM34 158H35V157H34ZM37 158H38V157H37ZM74 158H75V157H74ZM78 158H79V157H78ZM78 158H77V159H78ZM83 158H86V157H83ZM126 158H127V157H126ZM152 158H154V157H152ZM186 158H187V156H186ZM193 158H194V157H192V158L190 159V158L188 157V158H187L188 162L191 161L190 163H192L193 160H196V159H193ZM203 158H205V157H203ZM208 158H210V157H208ZM216 158H217V157H216ZM216 158H215V159H216ZM222 158H223V156H222ZM231 158H232V157H230V160H231ZM35 159H36V158H35ZM66 159H68V158H66ZM80 159H81V158H80ZM91 159H92V157H91ZM106 159H107V157H106ZM127 159H129V158H127ZM130 159H131V158H130ZM130 159H129V160H130ZM136 159L138 160V158H136ZM155 159H156V158H155ZM174 159H177V160H178V157H176V158H174ZM182 159H183V158H182ZM192 159H193V160H192ZM201 159H202V158H201ZM206 159H207V158H206ZM19 160H20V158H19ZM30 160H31V159H30ZM39 160H37V162H39ZM68 160H69V159H68ZM75 160H76V159H75ZM84 160H85V159H84ZM87 160H88V159H87ZM89 160H90V159H89ZM89 160H88V161H89ZM92 160H93V159H92ZM95 160H96V158H95ZM101 160H102V159H101ZM101 160H100V162H102ZM107 160H108V159H107ZM109 160L111 161L110 158H109ZM132 160H133V159H132ZM151 160H152V159H151ZM183 160H185V159H183ZM207 160H209V159H207ZM218 160H220V161L222 162L221 157H220L219 159H218V158L216 159L217 162H219ZM227 160H228V158H227ZM233 160H234V159H233ZM233 160H232V161H233ZM236 160H237L236 163H239V160H240V159H239V160H238V159H235V161H236ZM66 161H67V160H66ZM76 161H77V160H76ZM80 161H81V160H80ZM82 161H83V160H82ZM116 161L118 162V157H117V156H116ZM124 161H125V160H124ZM180 161H181V163L183 162V161L180 160V159H179V162H178V161H177V162L180 163ZM203 161H204V162H203L202 164L204 165V163H205L206 161H205V159H204ZM214 161H215V160H214ZM216 161H215V162H216ZM232 161H231V162H232ZM235 161H233V163H235ZM21 162H22V161H21ZM24 162H25V161H24ZM33 162H34V161H33ZM67 162H68V161H67ZM90 162H91V161H90ZM92 162H93V161H92ZM108 162H109V161H108ZM135 162H138V161H135ZM140 162H141V161H140ZM148 162H149V161H148ZM153 162H154V161H153ZM155 162H157V161H155ZM201 162H202V161H201ZM201 162H200V163H201ZM207 162H208V161H207ZM209 162L211 163L210 160H209ZM209 162H208V163H209ZM215 162H214V163H215ZM19 163H20V162H19ZM31 163H32V161H31ZM31 163H30V164H31ZM84 163H85V161L83 162V164H84ZM87 163H88V162H87ZM87 163H86V164H87ZM102 163H104V162H102ZM105 163H106V162H105ZM120 163H121V162L119 161V164H120ZM122 163H123V161H122ZM122 163H121V164H122ZM124 163H125V162H124ZM133 163H134V162H132V164H133ZM138 163H139V162H138ZM158 163H159V162H158ZM160 163H163V161L160 162ZM181 163H180V165H182V164L184 165V163H182V164H181ZM193 163L195 164V161H193ZM193 163L190 164L191 168H192V165H194ZM197 163H198L199 165H198ZM197 163H196V164H197V165H196V168L199 167V166L201 165V164L199 163V161H197ZM241 163H242V161H240V163H239L240 165L238 164L239 167L241 166ZM23 164H27V163L25 162V163H23ZM65 164H66V165H65ZM89 164L94 165L93 163H89ZM89 164H88V165H89ZM95 164H96V162H95ZM100 164H101V163H100ZM116 164H117V163H116ZM119 164H118V165H119ZM121 164H120V165H121ZM143 164H144V163H142V165H143ZM154 164H155V163H154ZM154 164H153V165H154ZM218 164H221V163L219 162ZM218 164L216 165L217 168L215 167V169L218 170V169L220 168V166H221V169H223V166H224V165H220V166H218ZM222 164H223V163H222ZM104 165H105V164H104ZM104 165H103V167H104ZM113 165H114V164H113ZM127 165H128V164H127ZM145 165H146V164H145ZM156 165H157V164H156ZM183 165H182V166H183ZM203 165H202V166H203ZM210 165L212 166V164H210ZM210 165H207V166H210ZM227 165H228V164H227ZM230 165H231V164H230ZM230 165H228V166H230ZM236 165H237V164H235V167H234V168H233L234 165H231L232 170L235 169V168H236V170H237L238 165H237V166H236ZM242 165L245 166L243 163H242ZM25 166H27V165H25ZM73 166H74V165H73ZM83 166H84V165H83ZM86 166H87V165H86ZM122 166H123V164H122ZM122 166H121V167H122ZM125 166H126V165H124V168H125ZM139 166H140V165H139ZM139 166H138V167H139ZM158 166L161 167L159 164H158ZM188 166H189V163H188ZM213 166H214V165H213ZM243 166H242V167H243ZM76 167H77V166H76ZM113 167H114V166H113ZM131 167L133 168V166H131ZM131 167H130V169H131ZM135 167H136V166H135ZM149 167H150V166H149ZM149 167H148V168H149ZM179 167H181V166H179ZM183 167H184V166H183ZM185 167H186V168H189V167H187V166H185ZM193 167H194V166H193ZM226 167H227V166H226ZM231 167L229 168L230 171H232V170H231ZM242 167H241V168H242ZM247 167H248V166H247ZM250 167H251V166H250ZM83 168H84V167H83ZM92 168H93V167H92ZM92 168H91V169H92ZM99 168H100V167H99ZM107 168H108V167H107ZM110 168H111V167H110ZM110 168H109V169H110ZM142 168H143V167H142ZM144 168H145V167H144ZM151 168H153V166H152ZM155 168H156V167H155ZM196 168H192V169H196ZM202 168H203V167H202ZM204 168H205V167H204ZM208 168H209V167H208ZM208 168H207V169H208ZM212 168L214 169V167H212ZM9 169H11V170H9ZM80 169L82 170V168H80ZM87 169H89V168H87ZM112 169H114V168H112ZM120 169H121V168H120ZM120 169H118V170L120 171ZM127 169H128V168H127ZM127 169H126V170H127ZM137 169H138V168H137ZM139 169H140V168H139ZM149 169H150V168H149ZM157 169H158V168H157ZM157 169H156V170H157ZM192 169H191V176L193 177L192 179H195L196 182H197V177L195 178L193 175H194L195 173H197V170H198V169H197V170H194L195 172H193V173H192V171H193ZM199 169H200V170H199L198 172H201V173H202V172L204 171V170L202 171L201 168H199ZM210 169H211V168H210ZM215 169H214V170H215ZM221 169H220V170H221ZM224 169H225V168H224ZM226 169H227V168H226ZM238 169H239V168H238ZM243 169H244V168H243ZM243 169H242V170H243ZM64 170H65V169H64ZM70 170H71V169H70ZM93 170H94V169H93ZM93 170H92V171H93ZM99 170H100V169H99ZM105 170L107 171V169H104L103 171H105ZM114 170L118 171L117 169H114ZM114 170H113V171H114ZM121 170H122V169H121ZM126 170H125V171H126ZM128 170H129V169H128ZM132 170H133V169H132ZM146 170H147V168H146ZM187 170H188V169H187ZM211 170H212V169H211ZM239 170H240V169H239ZM249 170H250V169H249ZM252 170H253V169H252ZM11 171L14 173V175L12 174ZM65 171H66V170H65ZM71 171H72V170H71ZM71 171H70V172H71ZM84 171H85V170H84ZM100 171H101V170H100ZM103 171H102V173L100 172V173H101V174H100L101 176H102V174L104 175V173L106 172V171H105V172L103 173ZM113 171H112V172H113ZM136 171H137V170H136ZM139 171H140V170H139ZM142 171H143V169H142ZM215 171H216V170H215ZM222 171H223V170H222ZM230 171H229V173H230ZM234 171H235V170H233V173H234ZM77 172H78V171H77ZM86 172H87V171H86ZM96 172H97V170H96ZM96 172H95V173H96ZM110 172H111V171H110ZM112 172H111V173H112ZM114 172H115V171H114ZM114 172H113V173H114ZM126 172H127V171H126ZM126 172H125V174H126ZM157 172H158V171H157ZM159 172H161V168L159 169ZM159 172H158V173H159ZM187 172H188V174H189V178H187V177H186V178H187V179H190V177H191V176H190V169H189V171H187ZM187 172L185 171V173H187ZM226 172H228V170L225 171L224 174L221 172L222 175L219 173V171H217L216 173H219L221 176L224 177V176H226V174H225ZM245 172H246V171H245ZM248 172H249V171H248ZM252 172H253V171H252ZM10 173L13 175V177L9 176ZM32 173H33V171H32ZM68 173H69V172H68ZM71 173H72V172H71ZM84 173H85V172H84ZM95 173H94V174H95ZM97 173H98V176H97V177H98V178L100 177V180H101V178H104V177H101V176L99 175V171H98ZM116 173H118V172H115L114 174H116ZM128 173H129V172H128ZM128 173H127V174H128ZM132 173H133V172H132ZM168 173H169V172H168ZM177 173H179V172L177 171ZM185 173H184V174H185ZM203 173H204V172H203ZM203 173H202V175H203ZM233 173H232V174H233ZM250 173H251V172H250ZM30 174H31V173H30ZM61 174H62V173H61ZM64 174H65V172H64ZM64 174H63V175H64ZM69 174H70V173H69ZM105 174H106V173H105ZM107 174H109V171L107 172ZM107 174H106V175H107ZM119 174H120V172H119ZM129 174H130V173H129ZM129 174H128V175H129ZM159 174H160V173H159ZM162 174H163V173H162ZM188 174H187V175H188ZM232 174L230 173L229 175H231V178L233 177V181H236L235 179H237V180L241 179V181H242V178L244 177V176H243L242 178H240V177L237 178V176H239V175H236V176L234 175V176H235V179H234V176H233ZM239 174H240V173H239ZM25 175H28V176L24 177ZM63 175H62V177H63ZM106 175H104V176H106ZM117 175H118V174H117ZM160 175H161V174H160ZM170 175H174V174H171V173H170ZM179 175H180V176L183 175V174H181V171H180ZM197 175H198V173H197ZM202 175L200 174V176H202ZM211 175H212V173H211ZM211 175H209V176H211ZM220 175H219V177H220ZM248 175H249V174H248ZM255 175H256V174H255ZM30 176H32V174H31ZM47 176H48V177H47ZM55 176H56V175H55ZM107 176H108V175H107ZM107 176H106L105 178H109V177H107ZM111 176H112V175H111ZM111 176H110V177H111ZM195 176H196V175H195ZM205 176H206V173H205ZM240 176H241V174H240ZM252 176H253V175H252ZM36 177H37V176H36ZM46 177H47V178H46ZM68 177H69V176H68ZM73 177H74V176H73ZM76 177H77V176H76ZM76 177H75V178H76ZM97 177L95 176V179H96ZM113 177H114V175H113ZM113 177H112V178H113ZM116 177H117V179H118V176H116ZM116 177H115V178H116ZM123 177H124V176H123ZM142 177H143V176H142ZM160 177H161V176H160ZM160 177H159V178H160ZM182 177L185 178L184 176H182ZM219 177H217V178H219ZM245 177H246V176H245ZM249 177H250V176L247 177V178H248L247 180H249ZM9 178H10V179L12 178L13 181L10 180ZM27 178H28V179H27ZM34 178H35V177H34ZM37 178H38V177H37ZM51 178L54 179V178H57V176H56V177L52 176ZM66 178H67V177H66ZM75 178H74V179H75ZM210 178H212V176H211ZM14 179H15V180H14ZM57 179H58V178H57ZM63 179H65V178H63ZM68 179H69V178H68ZM90 179H91V178H90ZM95 179L93 178L92 180L96 181ZM156 179H157V178H156ZM161 179H162V178H161ZM192 179H190V181H191ZM198 179H199V178H198ZM208 179H209V178H208ZM221 179L223 180V178H221ZM251 179H252V178H250V181L253 182L254 187H255V186H256V184H255V181H256V180L254 181V180H251ZM26 180H27L28 182H27ZM38 180H39V179H38ZM51 180H52V179H51ZM51 180L48 179L49 182H50ZM69 180H70V179H69ZM88 180H89V179H88ZM88 180H87V181H88ZM92 180H91V181H92ZM98 180H99V179H98ZM98 180H97V182H98ZM128 180H129V178H128ZM142 180H143V179H142ZM159 180H160V179H159ZM164 180H165V179L162 180V181H163L162 183H164ZM182 180H183V179H182ZM218 180H220V178H219V179H215V178H214V179H211V182H213V186H214V187H213V190H214L213 195H216V193L219 194L218 192L220 191V187L222 188V190H221L222 193L224 192V191H223V185H222L221 182H219ZM229 180H230V179H229ZM44 181H45V182H44ZM61 181H62V180H61ZM63 181H64V180H63ZM70 181H71V180H70ZM105 181H106V180H105ZM112 181H113V180H112ZM112 181H111V182H112ZM119 181H120V180H119ZM154 181H155V180H154ZM166 181H167V180H166ZM204 181H205V179H204ZM206 181H207V180H206ZM217 181L219 182V184L222 185V186L219 187V189H218V187H217L218 190L214 189L217 185H219ZM244 181H245V182H244ZM11 182H10V183H11ZM26 182H27V184H26ZM43 182H44V183H43ZM55 182H56V181H55ZM57 182H58V181H57ZM84 182H85V181H84ZM97 182H96V183H97ZM99 182H101V181H99ZM102 182H103V181H102ZM102 182H101V183H102ZM107 182H108V181H107ZM152 182H153V181H152ZM193 182H194V181H193ZM196 182H195V183H196ZM199 182H200V180H199ZM199 182L196 183V184H199ZM202 182H203V181H202ZM215 182H216V183H215ZM224 182H225V181H224ZM238 182H239V181H238ZM252 182H251V183H252ZM50 183H51V182H50ZM88 183H89V182H88ZM91 183H92V182H91ZM108 183H110V182H108ZM112 183H113V182H112ZM114 183H115V182H114ZM124 183H125V182H124ZM159 183H160V182H159ZM204 183H205V182H204ZM204 183H203V184H204ZM209 183H210V182H209ZM227 183H228V182H227ZM230 183H231V182H230ZM241 183H242V185L240 186V189H242V191H243V187H242L243 184H245V187H247L246 185L248 184V183H246V178H245V180H243V182H241ZM251 183L248 184V186H249V185H253V184H251ZM12 184H11V185H12ZM46 184H47V183H46ZM54 184H56V183H54ZM57 184H58V183H57ZM59 184H60V182H59ZM64 184H65V183H64ZM79 184H80V181H79ZM128 184H129V183H128ZM128 184H127V185H128ZM148 184H149V183H148ZM148 184H147V185H148ZM190 184H191V183H190ZM196 184H195V186H199V188H200V185H196ZM206 184H207V183H206ZM214 184H215V185H214ZM228 184H229V183H228ZM238 184H239V183H238ZM66 185H68V184L66 183ZM66 185H65V187H66ZM229 185H230V184H229ZM232 185H233V184H232ZM5 186H6L7 188H5ZM12 186H13V185H12ZM55 186H57V185H55ZM60 186H62V185H60ZM70 186H72V185H70ZM89 186H90V185H89ZM97 186H98V183H97ZM99 186H101V185H99ZM107 186H108V185H107ZM117 186H118V185H117ZM201 186H203V185L201 184ZM259 186H260V184H259ZM259 186H258V187H259ZM15 187H11V188H15ZM65 187H63V189H64ZM67 187H68V186H67ZM82 187H83V186H82ZM85 187H86V186H85ZM153 187H154V186H153ZM155 187H157V186H155ZM155 187H154V188H155ZM158 187H160V186H158ZM161 187H162V186H161ZM188 187H191V186H188ZM192 187H193L192 190H194V184H193ZM254 187H253V188H254ZM16 188H17V187H16ZM44 188L47 189L45 186H44ZM44 188H43V189H44ZM50 188H51V187H50ZM53 188H54V187H53ZM69 188H70V187H69ZM95 188H96V187H95ZM116 188H117V187H116ZM119 188H120V187H119ZM148 188H149V186H148ZM148 188H147V189H148ZM150 188H151V187H150ZM150 188H149V189H150ZM199 188L196 187L195 190H196L197 192H199V191H198ZM248 188H249V187H248ZM255 188H256V187H255ZM17 189H18V188H17ZM20 189H19V190H20ZM78 189H79V187H78ZM100 189L103 190L104 188L102 189V186H101ZM100 189H98V190H100ZM142 189H144V187H143ZM208 189H209V188H208ZM211 189H212V188H211ZM211 189H210V190H211ZM246 189H247V188H246ZM251 189H252V188H251ZM257 189H258V188H257ZM260 189H261V187H260ZM10 190H11V189H10ZM10 190H9V191H10ZM26 190H28V192H27ZM29 190H31V191H29ZM55 190H56V189H55ZM68 190H69V189H68ZM83 190H84V189H83ZM93 190H95V189H93ZM93 190H92V191H93ZM119 190H120V189H119ZM153 190H155V189H153ZM153 190H152V191H153ZM188 190H189V189H188ZM190 190H191V188H190ZM215 190H216V191H215ZM226 190H227V189H226ZM238 190H239V189H238ZM248 190H249V189H248ZM44 191H45L46 193H45ZM104 191H105V189H104ZM117 191H118V188H117ZM200 191H201V190H200ZM217 191H218V192H217ZM221 191H220V193H221ZM255 191H256V190H255ZM259 191H260V190H259ZM262 191H264V190H262ZM14 192H15V191H14ZM49 192H51V191L49 190ZM54 192H55V191H54ZM54 192H51V193H54ZM61 192H62V191H61ZM70 192H71V191H70ZM102 192H103V191H102ZM108 192H109V191H108ZM153 192H154V191H153ZM155 192H157V191H155ZM158 192H159V191H158ZM165 192H166V191H165ZM174 192H175V190H174ZM189 192L192 193L191 191H189ZM194 192H195V191H193V193H194ZM203 192H205V191L203 190ZM211 192H213V191H211ZM240 192H241V191H240ZM247 192H249V191H247ZM257 192H258V191H257ZM51 193H49V194H50V197H51V198L48 197L49 199L55 198L56 200H57V199H61V200H62V198H60V196H59V193H60V192H59V193H56V194H55V193H54V194H51ZM94 193H95V192H94ZM109 193H110V192H109ZM146 193H147V192H146ZM159 193H160V192H159ZM166 193H167V192H166ZM222 193H221V195H223V196H222V198H223L224 195H225V193H224V194H222ZM250 193H251V192H250ZM250 193H248V194H250ZM30 194H31V193H30ZM30 194H29V197H30ZM70 194H71V193H70ZM99 194H100V193H99ZM103 194H104V193H103ZM110 194H111V193H110ZM163 194H164V193H163ZM195 194H196V193L193 194V195L195 196V199H196L197 196H200L199 194H198L197 196H196ZM200 194H201V193H200ZM207 194H209V193H207ZM210 194H212V193H210ZM210 194H209V195H210ZM234 194H236V193H234ZM237 194H238V193H237ZM237 194H236V195H237ZM258 194H259V192H258ZM258 194H257L256 196H254V194H253V201H254L255 199L257 200V201H256V200L254 201V202H256V204H257L258 201H261V200L258 199V197H257ZM15 195H17L16 192H15ZM153 195H154V194H153ZM187 195L190 196L191 194H187ZM187 195H186V196H187ZM193 195H192V196H193ZM201 195H202V194H201ZM232 195H233V194H232ZM236 195H235V196H236ZM238 195H239V194H238ZM242 195H243V194H242ZM251 195H252V194H251ZM251 195H249V197H247V196H244V197H245V198H250ZM31 196H32V195H31ZM64 196H65V195H64ZM97 196H98V195H97ZM100 196H102V194H101ZM103 196H104V195H103ZM107 196H108V195H107ZM109 196H110V195H109ZM147 196H148V195H147ZM150 196H151V195H150ZM150 196H149V198H150V200H152ZM154 196H155V195H154ZM158 196H160V195H158ZM192 196H191V197H192ZM216 196H220V195H216ZM261 196H262V195L259 194V198H261ZM263 196H264V195H263ZM24 197H25V196H24ZM24 197H23V199H25L27 196H26L25 198H24ZM29 197H27V198H29ZM61 197H63V195H62ZM65 197H66V196H65ZM69 197H70V195H69ZM76 197H77V196H76ZM113 197H114V196H113ZM202 197H203V196H202ZM232 197H233V196H232ZM254 197H255V199H254ZM18 198H19V197H18ZM27 198H26V199H27ZM155 198H156V197H155ZM158 198H160V197H158ZM166 198H167V197H166ZM192 198L194 199V197H192ZM197 198H200V197H197ZM203 198H207V197H203ZM214 198H215V196H214ZM222 198H221V200H220L221 203H220V201H219L220 205H219L218 202H212V203H215V205H214L215 208H217V207L219 206L220 209L218 208V210H217V209H215V210L219 211L220 213H222V212L224 211V209H226V206H225L224 204L226 203V205H227V203H229V201H231V200L228 199V196H227V197H224V201L222 200ZM225 198H226V199H225ZM229 198L231 199V197H229ZM263 198H264V197H263ZM263 198H262V201H263ZM4 199H5V200H4ZM19 199H20V198H19ZM21 199H22V198H21ZM23 199H22V201H23ZM26 199H25L24 201H26V203H27L28 200H26ZM29 199H30V198H29ZM45 199H46V198H45ZM49 199H48V200H49ZM76 199H77V198H76ZM76 199H75V201H76ZM84 199H85V198H84ZM114 199H115V198H114ZM146 199H148V198H146ZM153 199H154V197H153ZM168 199H169V198H168ZM168 199H167V200H168ZM184 199H185V198H184ZM186 199H188V200H187V203H188V202H189V197H187ZM207 199H208V198H207ZM211 199L214 200V201H216V200L213 199V198H211ZM216 199H220V197H216ZM227 199H228V200H227ZM237 199H238V198H237ZM9 200H10V199H9ZM46 200H47V199H46ZM56 200H53V202L56 201ZM63 200H64V199H63ZM63 200H62V202H63ZM68 200H69V199H68ZM71 200H72V199H71ZM150 200H146V202H147V201H150ZM157 200H158V199H157ZM169 200H170V199H169ZM175 200H177V199H175ZM181 200H182V199H181ZM190 200H191V199H190ZM204 200H206V199H204ZM204 200H203V202H204ZM209 200H210V199H209ZM248 200H249V199H247V202H248ZM66 201H67V200H66ZM75 201H74V203H75ZM185 201H186V200H183V202H185ZM206 201H207V200H206ZM206 201H205V202H206ZM225 201H226V202H225ZM242 201H243V200H242ZM245 201H246V199H245ZM35 202H34V203H35ZM51 202H52V200H51ZM51 202H48V205H49V203H51ZM199 202H200V201H199ZM207 202H208V201H207ZM209 202H210V201H209ZM222 202H225V203H222ZM250 202H251V201H250ZM23 203H24V202H23ZM29 203H30V201H29ZM29 203H28L27 205H31V204H29ZM66 203H67V202H66ZM136 203H137V202H136ZM166 203H167V201H166ZM185 203H186V202H185ZM187 203H186V205H187ZM194 203H197V202H194ZM200 203H201V202H200ZM216 203H217V205H216ZM231 203H232V201H231ZM242 203H243V202H242ZM259 203H260V202H259ZM259 203H258V204H259ZM32 204H33V203H32ZM58 204H62V203H58ZM58 204H57V205H58ZM63 204H64V203H63ZM104 204H105V203H104ZM134 204H135V203H134ZM134 204H133V205H134ZM163 204H164V203H163ZM167 204H168V203H167ZM181 204H184V203L181 202ZM202 204H203V206L205 205L204 203H202ZM232 204H233V203H232ZM232 204H231V205H232ZM245 204H246V203H245ZM251 204H252V202H251ZM263 204H264V203H263ZM33 205L35 206V204H33ZM33 205H32V207H33ZM36 205H37V204H36ZM55 205H56V204H55ZM57 205H56V206H57ZM73 205H74V204H73ZM75 205H76V204H75ZM81 205H83V204H81ZM106 205H108V204H106ZM130 205H131V204H130ZM133 205H132V206H133ZM149 205H150V204H149ZM170 205H171L172 207L174 206V208H176V205H174V204L172 205L171 203H170ZM170 205H169V207H171ZM190 205H191V204H190ZM190 205H188V206H190ZM228 205H230V204H228ZM243 205H244V204H243ZM246 205H248V203H247ZM249 205H250V204H249ZM260 205H261V204H260ZM260 205H258V206H260ZM56 206H55V207H56ZM62 206H63V205H62ZM68 206L70 207V205H67V207H68ZM139 206H140V205H139ZM144 206H146L145 203H144ZM150 206H151V205H150ZM163 206H164V205H163ZM180 206H182V205H180ZM183 206H184V205H183ZM193 206H194V205H193ZM196 206H197V205H196ZM212 206H213V205H212ZM232 206H233V205H232ZM232 206H231V208H232ZM25 207H26L27 209H26ZM41 207H42V209H43V206H41ZM45 207H46V206H45ZM45 207H44V209H45ZM65 207H66V206H65ZM67 207H66L65 209H68ZM71 207H72V206H71ZM73 207H74V206H73ZM80 207H81V206H80ZM135 207H136V206H135ZM161 207H162V206H161ZM194 207H195V206H194ZM194 207H193V208H194ZM198 207H199V206H198ZM208 207H209V206H208ZM229 207H230V206H229ZM229 207H228V208H229ZM235 207H236V206H235ZM244 207L246 208V206H244ZM250 207H251V206H250ZM255 207H257V206H255ZM255 207H253V205H252L251 208H255ZM33 208H34V207H33ZM36 208L39 209V207H37V206H36ZM53 208H54V206H53ZM57 208H58V206H57ZM141 208H142V207H141ZM151 208H152V206H151ZM151 208L149 207V209H151ZM153 208H154V207H153ZM165 208H166V207H165ZM174 208H172V209H174ZM193 208H191V209H193ZM221 208H222V209H221ZM241 208H243V207H241ZM258 208H259V207H258ZM258 208H257V209H258ZM28 209H29V210H28ZM31 209H32V208H31ZM40 209H41V208H40ZM44 209H43V210H44ZM47 209H48V208H47ZM65 209H64V210H65ZM72 209H73V208H72ZM133 209H134V208H133ZM135 209H136V208H135ZM166 209L168 210V208H166ZM169 209H170V208H169ZM189 209H190V208H189ZM203 209H204V208H203ZM209 209H210V207H209ZM209 209H208V210H204L205 213H206V211L208 212ZM213 209H214V208H213ZM213 209H212V207H211V210H210V211L214 214V216L218 215L219 212L216 211V212H215L216 214H215ZM257 209H256V210H257ZM260 209H263V207H262V208L260 207ZM260 209H259L258 211L255 210V211H256V212H255L256 215H257V213L260 211ZM51 210H52V208H51ZM51 210H48V211L50 212ZM54 210H55V209H54ZM58 210H59V209H58ZM64 210H63V211H64ZM81 210H82V209H81ZM170 210H171V209H170ZM197 210H198V209H197ZM212 210H213V211H212ZM220 210H221L222 212H221ZM228 210H229V209H228ZM242 210H243V209H242ZM7 211H8L9 214H11L10 212L12 211L13 216H11V217L8 216V217H7V215H6ZM30 211H31V212H30ZM34 211H35V209H34ZM40 211H41V210H40ZM48 211L46 210V212H48ZM55 211H56V210H55ZM60 211H61V210H60ZM72 211H74V210H72ZM120 211H121V210H120ZM147 211H148V210H147ZM152 211H153V210H152ZM174 211H175V209H174ZM192 211H193V210H192ZM194 211H195V210H194ZM204 211H202V212H204ZM235 211H237V210L235 209ZM244 211H246V210H244ZM248 211H250V210H248ZM252 211H254V210H252ZM51 212H53V211H51ZM58 212H59V211H57V213H58ZM130 212H131V211H130ZM135 212H136V211H135ZM139 212H140V211H139ZM142 212H143V211H142ZM168 212H169V211H168ZM172 212H173V211H172ZM176 212H177V211H176ZM176 212H175V215H176ZM180 212H182V213H183V212L187 213L188 211L186 212V211H184V210H183V211L180 210ZM202 212H201V213H202ZM224 212H227V211L225 210ZM242 212H243V211H242ZM28 213H27V214H28ZM34 213H35V212H34ZM44 213H45V211H44ZM53 213H54V212H53ZM55 213H56V212H55ZM57 213H56V214H57ZM62 213H63V212H62ZM75 213H76V212H75ZM144 213H145V212H144ZM149 213H150V212H149ZM153 213H154V212H153ZM185 213H184V214H185ZM188 213H189V212H188ZM188 213H187V214H188ZM195 213H197V212H195ZM205 213H203V214H205ZM212 213H209V214H212ZM229 213H230V212H229ZM229 213H228V214H229ZM244 213H245V212H244ZM247 213H248V212H247ZM252 213L254 214V212H252ZM252 213H251V211H250L251 216L253 215ZM262 213H263V212H262ZM12 214H11V215H12ZM16 214H18V216H16ZM36 214H38V213H36ZM42 214H43V213H42ZM47 214H48V213H47ZM47 214L45 215V218H46ZM49 214H51V213H49ZM72 214H73V212H72ZM118 214H119V213H118ZM131 214H132V213H131ZM142 214H143V213H142ZM147 214H148V213H147ZM179 214H181V213H179ZM179 214H178V217H179ZM184 214H181V215H180V218H181L180 220H181V221L184 220V219H186V218L182 219V215H184ZM187 214H185L184 216L187 217V216H186ZM193 214H194V213H193ZM197 214H198V213H197ZM199 214H200V213H199ZM207 214H208V213H206L205 215L208 216ZM222 214H223V213H222ZM238 214H239V213H238ZM263 214H264V213H263ZM263 214H262V215H263ZM33 215H34V214H32L31 216H33ZM54 215H55V214H54ZM61 215H62V214L59 213L58 216H61ZM135 215H136V214H135ZM139 215H140V214H139ZM139 215H138V216H139ZM173 215H174V214H173ZM191 215H192V214H191ZM201 215H202V214H201ZM219 215H220V216H219ZM219 215H218L219 217L222 216L221 214H219ZM254 215H255V214H254ZM258 215H259V216H258V219H257V216H256V217L254 216V217H255V220H254V221H256V219H257V221H260V222L264 223L262 220H259L260 218L263 219V218H264V215H263V217H261L260 212H259ZM26 216H27V215H26ZM37 216H38V215H37ZM41 216H43V215H41ZM49 216H51V215H49ZM58 216H57V218H58ZM63 216H65V215L63 214ZM63 216H62V217H63ZM67 216H68V217H67ZM67 216H65V218H66V220H67L69 223L71 222L70 225H71L72 223H74L73 221L75 220L74 218H76V216H74V218H71L70 215H67ZM116 216H118V215L116 214ZM119 216H120V215H119ZM121 216H122V215H121ZM142 216H144V214H143ZM153 216H155V215H153ZM167 216H168V214H167ZM169 216H170V214H169ZM171 216H172V215H171ZM184 216H183V217H184ZM188 216H190V215H188ZM209 216H210V215H209ZM218 216H216V218H217ZM223 216H224V214H223ZM9 217H10V218H9ZM23 217H24V216H23ZM33 217H34V216H33ZM127 217H128V215H127ZM129 217H130V216H129ZM140 217H141V216H140ZM150 217H151V216H150ZM173 217H174V216H173ZM173 217H172V218H173ZM178 217H176V218H178ZM197 217H198V216H197ZM211 217H212V219H213V216H211ZM31 218H32V217H31ZM34 218H35V217H34ZM51 218H52V217H51ZM63 218H64V217H63ZM65 218H64V219H65ZM67 218H68V219L71 218L72 221H71V219L68 220ZM110 218H111V217H110ZM117 218H119V217H117ZM120 218H121V217H120ZM135 218H136V217H135ZM151 218L153 219V217H151ZM157 218H158V217H156V220H157ZM187 218H188V217H187ZM204 218H205V217H204ZM216 218H215V219H216ZM221 218H222V219L225 218L226 220L228 219L227 217H221ZM221 218H219L221 221H218L219 219H218V220H217V219L215 220L217 224H215V221H214V224H213V221H212L211 218H210V220H209V218H208L209 221L206 220V221H208L209 223H208V222L205 223V220H203V222H204L205 224H207L206 226H208V227H209L208 224H210V222H211L212 224H210V225H212V227H213V225H215V228H218V229H219V227H220L221 225L225 224V223H223L224 220H222ZM12 219H11V220H12ZM42 219H43V217H42ZM49 219H50V217H49ZM52 219H53V218H52ZM54 219H56V218H54ZM61 219H62L61 217L58 218V222H59ZM112 219H113V218H112ZM112 219H111V220H112ZM121 219H122V218H121ZM145 219H146V218H144L143 220H145ZM195 219H196V218H195ZM243 219L245 220V218H243ZM252 219H254V218L252 217ZM23 220H24V219H23ZM46 220H47V219H46ZM86 220H87V219H86ZM116 220H117V219H115V221H116ZM136 220H137V219H136ZM154 220H155V219H154ZM180 220H178V221H180ZM186 220H188V219H186ZM193 220H194V219H193ZM193 220H192V221H193ZM196 220H197V219H196ZM200 220H201V219H199L198 221H200ZM213 220H214V219H213ZM247 220H248V219H247ZM263 220H264V219H263ZM15 221H16V219H15ZM24 221H26V220H24ZM101 221H102V220H101ZM124 221H125V220H123V222H124ZM130 221H131V220H130ZM137 221H139V220H137ZM137 221H136V223L138 224ZM141 221H142V220H141ZM149 221H150V220H149ZM152 221H153V220H152ZM189 221H190V220H189ZM189 221H188V222L185 221V222H186L187 224H190L192 221H191V222H189ZM198 221H197V222H198ZM227 221H228V220H227ZM227 221H226V222H227ZM20 222H22V221H20ZM38 222H39V221H38ZM46 222H48V221H46ZM53 222H56V220H55V221H52V223H53ZM58 222L55 223V224L53 223V224H54L55 226L60 224V225L62 226V229H63V225H62V224H64V222H66V221H65V220H64V222L61 221L62 224H61V223H58ZM85 222H86V221H85ZM107 222H108V221H107ZM117 222H118V221H117ZM146 222H147V219H146L145 223H146ZM174 222L176 223L175 220H174ZM194 222H195V221H194ZM194 222H193V223H194ZM218 222H220L221 225H219ZM260 222H259V223H260ZM23 223H25V222H23ZM23 223H21L20 225H22ZM36 223H37V222H36ZM48 223H49V222H48ZM102 223H103V222H102ZM119 223H121V222H119ZM124 223H126V222H124ZM128 223H129V222H128ZM147 223H148V222H147ZM147 223H146V225H147ZM153 223H154V222H153ZM171 223H172V221H171ZM199 223H200V222H199ZM199 223H198V224H199ZM249 223H250V222H249ZM45 224H46V223H45ZM103 224H104V223H103ZM114 224L119 225V224H117V223H115V222H114ZM151 224H152V223H151ZM151 224H150V225H151ZM173 224H174V223H173ZM183 224H184V223H183ZM198 224H197V225H198ZM201 224H202V222H201ZM205 224H204V225H205ZM228 224H229V222H227V224H225L227 227H225V226L223 225L222 227H220V229L223 230V227H225V228H224L225 230H226V228H228V230L230 229L229 232L232 230V228H233L234 231L237 230L236 228L232 227L233 223H232V224H229V225H231L232 228H231ZM237 224H238V223H237ZM245 224H246V223H245ZM251 224H252V223H251ZM251 224H249V225H251ZM47 225H48V224H47ZM64 225H65V224H64ZM109 225H113V224H109ZM109 225H107V226H109ZM120 225H121V224H120ZM120 225H119V226H120ZM127 225H128V224H127ZM129 225H130V223H129ZM133 225H134V224H133ZM135 225H136V224H135ZM141 225H142V224H141ZM144 225H145V224H144ZM191 225H195V224H192V223H191ZM204 225H202V226H204ZM259 225H260V224H259ZM41 226H42V225H41ZM50 226H52V225H50ZM61 226H58V227H60V230L58 229V227H57V229H58V232L60 231V232H62V235H64V234H63V231L61 230ZM161 226H162V225H161ZM163 226H164V225H163ZM245 226H246V225H245ZM255 226H256V225H255ZM255 226H254L253 228H255ZM260 226H261V225H260ZM45 227H46V226H45ZM65 227H68V225L65 226ZM109 227H110V229L112 230L111 226H109ZM109 227H107V228H109ZM113 227H115V226H113ZM155 227H156V225H155ZM164 227H165V226H164ZM175 227H176V226H175ZM178 227H181V226H178ZM187 227H188V226H187ZM195 227H196V225H195ZM198 227H199V226H198ZM204 227H205V226H204ZM210 227H211V226H210ZM229 227H230V228H229ZM236 227H237V226H236ZM246 227H247V226H246ZM257 227H258V226H257ZM24 228H25V227H24ZM32 228H33V227H32ZM39 228H40V225H39ZM102 228H103V227H101V230H102ZM107 228L105 227L106 230H108ZM115 228H116V227H115ZM115 228H113V229H115ZM119 228H120V227H119ZM119 228H117V229H119ZM158 228H159V227H158ZM161 228H162V227H161ZM161 228H160V229H161ZM173 228H174V227H173ZM184 228H186V227H184ZM184 228H183V231H186V229H184ZM205 228H207V227H205ZM250 228H252V227H250ZM261 228L263 229L264 227H261ZM28 229H29V227H28ZM34 229H35V228H34ZM37 229H38V228H37ZM37 229H36V230H37ZM110 229H109L108 231H110ZM117 229H116V230H117ZM128 229H129V228H128ZM132 229H133V228H132ZM170 229H171V228H170ZM178 229H179V228H178ZM181 229H182V228H181ZM213 229H214V227H213ZM235 229H236V230H235ZM36 230H34V231L36 232ZM38 230H39V229H38ZM43 230H45L44 227H43ZM106 230H105V231H106ZM116 230H114V231H116ZM122 230H124V229H122ZM122 230H121V231H122ZM125 230H126V229H125ZM163 230H164V229H163ZM163 230H162V231H163ZM188 230H190V228H189ZM195 230H197V229H195ZM228 230H226L225 232H224V230L222 231V233H224V234L220 235V237H221V236L223 237V238L221 237L222 239H220L219 235L217 236V234H215L216 237H217V238L219 237V239H220V240H218V241H220V242H219L220 244H218V245H221V241H222V240H223L225 243L222 241V245H221V246H223V245H225V244L227 245V247H226V246H225V247L223 246V248L220 246L221 249H220V250L217 249L218 251H222V252H223L222 249H224V248H225V249H224V251H225L226 248H228V245H231V243L229 244L228 242H227V243H228V244H227L226 241L230 240V238H231V239H234L235 236H236V234H234V235H235L234 238L228 236V235L231 234V233H227ZM233 230H232V232H233ZM240 230H241V229H240ZM240 230H238V231L240 232V234H242L241 232H242L243 230H241V231H240ZM46 231H47V230H46ZM108 231H107V232H108ZM114 231H112V232H114ZM118 231H120V230H118ZM118 231H116V233H117ZM139 231H140V230H139ZM149 231H150V230H149ZM162 231H161V232H162ZM178 231H179V230H178ZM183 231L180 230L179 232H183ZM206 231H208V228H207ZM214 231H215V230H214ZM238 231H237V233H238ZM252 231H254V230H252ZM256 231H257V230H256ZM261 231H262V230H261ZM24 232H25V231H24ZM35 232L32 233V234H33V237H32L33 240H37V239H35L36 236L34 237V235L36 234ZM37 232H38V231H37ZM43 232H44V231H43ZM56 232H57V231H56ZM60 232H59V234H61ZM100 232H101V231H100ZM107 232H106L105 234L108 235V237H106L105 234H102V236H101V234H100V236H101V238H102L103 236H105V237H103V238H105V239H107V240H109V241L112 240L111 242H113V239L116 238V236H117V238H119L120 235L123 233V232H121L119 236H118V233H117V235L114 236V234H116V233L113 234V233L111 232L110 235L112 234V236L109 237V234H107ZM127 232H128V231H127ZM166 232H167V229H166L165 233H166ZM201 232H202V231H200V233H201ZM215 232H217V233L219 232L218 234H220V230L215 231ZM215 232H214V233H215ZM244 232H245V231H244ZM263 232H264V231H262V233H263ZM30 233H31V232H30ZM41 233H42V232H41ZM45 233H46V232H45ZM53 233H54V232H53ZM102 233H103V232H102ZM132 233H133V232H132ZM138 233H139V232H138ZM138 233H136V234H138ZM172 233H173V232H172ZM184 233H185V232H184ZM184 233H182V235L180 234L181 237H182L183 235H184V237H185L186 233H185V234H184ZM188 233L190 234V232H188ZM192 233H193V232H192ZM225 233H226V234H225ZM234 233H235V232H234ZM37 234H38V233H37ZM37 234H36V235H37ZM59 234H58V235H59ZM140 234H141V233H140ZM143 234H144V233H143ZM147 234H148V233H147ZM163 234H164V232H163ZM173 234H174V233H173ZM177 234H179V233H177ZM198 234H199V233H198ZM208 234H209V233H208ZM42 235H43V234H42ZM47 235H48V234H47ZM56 235H57V233H56ZM62 235H61V236H62ZM96 235H97V234H96ZM149 235H150V234H149ZM165 235H166V234H165ZM169 235H170V234L168 233V236H169ZM171 235H172V234H171ZM175 235H176V233H175ZM199 235H200V234H199ZM203 235H205V234H203ZM213 235H214V234H213ZM215 235H214V236H215ZM224 235H225V236L227 235V239H225L226 237H225ZM232 235H233V234H231V236H232ZM238 235H239V233H238ZM238 235H237V236H238ZM20 236H21V240H20V238H18V237H20ZM37 236H38V235H37ZM40 236H41V235H39V237H40ZM44 236H45V235H44ZM54 236H55V235H54ZM64 236H65V235H64ZM94 236H95V235H94ZM133 236H135V235H133ZM146 236H147V235H146ZM176 236H177V235H176ZM176 236H174V237L176 238ZM178 236H179V235H178ZM187 236H188V238H189V235H187ZM192 236H193V235H192ZM211 236H212V235H211ZM244 236H245V233H244ZM244 236H243V237H244ZM59 237H60V236H59ZM59 237H58V239H61V238H59ZM112 237H114V238H112ZM157 237H158V236H157ZM157 237H156V238H157ZM170 237H171V236H170ZM174 237H172V238H174ZM184 237H183V238H184ZM190 237H191V236H190ZM212 237H213V236H212ZM229 237H230V238H229ZM243 237H242V238H243ZM37 238H38V237H37ZM47 238H48V237H47ZM47 238H46V239H47ZM55 238H57V236H55ZM108 238H109V239H108ZM111 238H112V239H111ZM117 238H116V240H117ZM130 238H131V237H130ZM136 238H137V237H136ZM138 238H139V237H138ZM179 238H180V237H179ZM183 238H181V239L183 240ZM228 238H229V239H228ZM236 238H237V237H236ZM242 238H241V239H242ZM90 239H92V238H90ZM90 239H87V240H90ZM98 239L100 240V238H98ZM98 239H97V241H98ZM124 239H125V238H124ZM141 239H142V238H141ZM143 239H144V238H143ZM152 239H153V237H152ZM158 239H159V238H158ZM158 239H157V240H158ZM160 239L162 240V238H160ZM176 239H177V238H176ZM181 239H179V241H180ZM197 239H198V238H197ZM211 239H215V237H213V238H211ZM238 239H240V238H238ZM238 239H237V240L235 239L234 241L236 242V241H238ZM48 240H49V239H48ZM48 240H46V242H47ZM56 240H57V239H56ZM56 240H55V241H56ZM87 240H86V241H87ZM92 240H93L94 242H96L95 239H92ZM101 240H103V239H101ZM101 240L99 241L100 243H101ZM136 240H137V242H139V241H138L139 239H136ZM144 240H145V239H144ZM186 240H188V239L186 238ZM186 240L184 239L185 243H186ZM204 240H205V239H204ZM216 240H217V239H216ZM242 240H243V239H242ZM44 241H45V240H44ZM51 241H52V240H51ZM103 241H104V240H103ZM121 241H122V240H121ZM121 241H119V242H121ZM124 241H127V240H124ZM131 241H132V238H131ZM145 241H147V240H145ZM149 241H150V240H149ZM172 241H173V239H172ZM175 241H176V240H175ZM191 241H192V240H191ZM195 241H196V240H195ZM205 241H206V242L208 241V243H209V240H205ZM210 241H211V240H210ZM234 241H232V243H233ZM239 241H240V242H239ZM239 241H238V243H239L240 246H241L243 242L241 243V240H239ZM49 242H50V241H49ZM72 242H73V241H72ZM72 242H70V243H72ZM82 242H83V241H82ZM127 242H128V243H127ZM127 242L123 243V241H122L121 244H120V243H119V244L117 243V246H115V244H114V243H116V242H113V244L110 243V242H108V243L103 242V245H104V243L108 244L109 247L111 246L112 248H114L113 250L116 251V253H117V254H115V255H112L114 252L110 249L113 253L110 252V255H111V256L108 255L110 250H109V248L107 247V249L109 250V251H108V250L105 248V246H104V248H105V249L107 250V252H108L107 256H110V257H109V258H110V262L113 261V260H111L112 258L115 259V260L118 259V261H117L118 263H115V264H121V263H122V264H126V263L129 262V260H127L128 262H127V261L125 262L124 258H125V259H129L127 256H128L129 254L131 255L132 251H136V250H133L132 248L129 247L130 244H131V243L129 244L130 239H128ZM140 242H141V241H140ZM154 242H155V241H154ZM154 242H153V243H154ZM156 242H157V241H156ZM158 242H159V240H158ZM158 242H157V243H158ZM188 242H189V241H188ZM188 242H187V244H183V245H187V246H188ZM196 242H197V241H196ZM196 242H195V243H196ZM202 242H203V241H202ZM214 242H215V240H214ZM214 242H213V243H214ZM229 242H231V240H230ZM245 242H246V241H245ZM245 242H244V243H245ZM252 242H253V241H252ZM256 242L259 243L260 241H256ZM32 243H36V242H31V243H28V244H32ZM37 243H38V241H37ZM44 243H45V242H44ZM55 243H56V242H55ZM86 243H87V242H86ZM97 243H98V242H97ZM109 243H110V244H109ZM133 243H134V242H133ZM141 243H142V242H141ZM150 243H151V242H150ZM157 243H156V245H157ZM174 243H175V242H174ZM179 243H180V242H179ZM192 243H194V242H192ZM211 243H212V242H211ZM211 243H210V244H211ZM223 243H224V244H223ZM249 243H250V242H249ZM253 243H254L253 245L256 246L255 241H254ZM40 244H41V243H40ZM40 244H37V246H38V245L40 246ZM68 244H69V243H68ZM84 244H85V243H84ZM95 244H96V243H95ZM111 244H112V245H111ZM125 244H126V246H128V245H129V246H128V247H125V246H124ZM143 244H144V242H143ZM151 244H152V243H151ZM189 244H190V243H189ZM215 244H216V243H215ZM233 244L235 245L236 243H233ZM233 244L231 245L232 247H233ZM239 244H237V246H239ZM259 244H261V243H259ZM45 245H46V244H45ZM45 245H44V246H45ZM87 245H88V244H87ZM93 245H94V244H92V246H93ZM99 245H100V244H99ZM103 245H102V243H101V246H103ZM113 245H114V246H113ZM122 245H123V246H122ZM145 245H146V244H145ZM194 245L197 246V244H194ZM205 245H206V243H205ZM244 245H245V244H244ZM250 245H252V244H250ZM41 246H43V245H41ZM118 246H120L119 248H121V247H125L124 249H126V248H128V249H126V250L124 251V249L121 248L122 251H124V252H123V253H120V252H121V251H120L121 249H118ZM132 246H133V244H132ZM137 246H139V244H138ZM141 246H142V245H141ZM147 246H148V245H147ZM151 246H152V245H151ZM192 246H193V245H192ZM199 246H200V245H199ZM199 246H198V248H199ZM210 246H212V245H210ZM237 246H236V248H238ZM246 246H247V242H246ZM246 246H244V248H245ZM254 246H253V247H254ZM258 246H259V245H258ZM47 247H48V246H47ZM84 247H85V246H84ZM96 247H99V246L96 245ZM111 247H110V248H111ZM206 247H207V245H206ZM206 247H205V248H206ZM213 247H214V246H213ZM216 247H217V248H220V247H218V246H216ZM232 247H230V248L232 249ZM241 247H243V246H241ZM248 247H249V251H251V250H250V246H249V244H248ZM256 247H257V246H256ZM256 247H255V248H256ZM259 247H260V246H259ZM261 247H262V246H261ZM61 248H62V247H61ZM93 248H95V247H93ZM134 248H135V247H134ZM154 248H155V246H154ZM164 248H165V247H164ZM173 248H174V247H173ZM193 248H194V247H193ZM208 248H209V247H208ZM35 249H36V248H35ZM39 249H41V247H40ZM85 249H86V248H85ZM117 249L119 250V253L117 252V251H118ZM129 249H130V250L132 249L131 253H130V251L128 252ZM149 249H150V248H149ZM151 249H152V248H151ZM185 249H186V248H185ZM187 249H188V248H187ZM187 249H186V250H187ZM189 249H190V250H188V251H191L192 255H194V254H193V251H192V249H191V246H190ZM206 249H207V248H206ZM213 249H214V248H213ZM234 249H235V246H234V248H233L232 251H235ZM238 249H239V248H238ZM247 249H248V248H247ZM247 249H246V251H247ZM258 249H259V248L257 247V250H258ZM261 249H262V248H261ZM263 249H264V248H263ZM87 250H89V248H87ZM87 250H86V252H87ZM138 250H139V249H138ZM138 250H137V251H138ZM154 250H155V249H154ZM196 250H197V249H196ZM211 250H212V249H211ZM240 250H241V249H240ZM254 250H255V249H254ZM254 250L252 249V252H251V253H253ZM102 251H103V252H106V251L103 250V248H102ZM145 251H146V250H144V252H145ZM149 251H150V250H149ZM172 251H174V250H172ZM176 251H177V250H176ZM181 251H182V250H181ZM188 251H187V252H188ZM208 251H209V250H208ZM215 251H216V250H215ZM218 251H217V252H218ZM228 251H229V250H228ZM238 251H239V250H238ZM246 251H245V252H246ZM258 251H260V250H258ZM70 252H71V251H70ZM98 252H100V250H99ZM107 252H106V253H107ZM185 252H186V251H185ZM198 252H199V251H198ZM240 252H241V251H240ZM240 252H239V253H240ZM262 252H263V250H262ZM65 253H66V251H65ZM68 253H69V252H68ZM76 253H77V252H76ZM127 253H128V255H126V256L123 255V254H127ZM134 253H135V252H134ZM145 253H146V252H145ZM151 253H152V251H151ZM151 253H150V254H151ZM173 253H174V252H173ZM177 253H178V252H177ZM179 253L181 254L182 252H179ZM189 253H190V252H189ZM189 253H188V254H189ZM223 253H224V252H223ZM225 253H226V251H225ZM237 253H238V252H237ZM254 253H255V252H254ZM56 254H57V253H56ZM58 254H59V251H58ZM74 254H75V253H74ZM77 254H79V252H78ZM100 254H101V252H100ZM100 254H99V255H100ZM102 254H103V253H102ZM104 254H105V253H104ZM104 254L101 255V256H99L100 258H103V260L101 259L102 261H105V260H104V257H103ZM119 254H120L121 257L124 256L123 259H121L120 257H119V258H120L121 260H120L119 258H117V257L119 256ZM155 254H156V253H155ZM180 254H179V256H180ZM196 254H197V253H196ZM227 254H228V253H226V255H227ZM235 254H236V252H235ZM244 254H245V253H244ZM46 255H47V254H46ZM75 255H76V254H75ZM82 255L84 256V254H82ZM82 255H80V256L82 257ZM88 255H89V254H88ZM92 255H93V254H92ZM96 255H97V254H96ZM134 255H135V254H134ZM148 255H149V253H148ZM152 255H153V254H152ZM171 255H172V254H171ZM176 255H178V254H176ZM85 256H86V255H85ZM112 256H117V257L114 258V257H112ZM136 256H137V255H136ZM150 256H151V255H150ZM173 256H174V255H173ZM182 256H184V255L182 254ZM194 256H195V255H194ZM196 256H197V255H196ZM239 256H240V255H239ZM239 256H238V257H239ZM48 257H49V256H48ZM66 257H68V255H66L65 258H66ZM75 257H76V256H75ZM77 257H78V258H77L78 260L81 258V257L79 258V256H77ZM92 257H93V256H92ZM94 257H95V255H94ZM94 257H93V259H95ZM96 257H97V256H96ZM105 257H106V255H105ZM111 257H112V258H111ZM129 257H130V256H129ZM133 257H134V256H133ZM140 257H141V256H140ZM146 257H147V256H146ZM146 257H145V258H146ZM153 257H154V256H153ZM155 257H156V256H155ZM169 257H170V256H169ZM201 257H202V256H201ZM46 258H47V256H46ZM46 258H45L44 255H42V252H40V253H39V256H38V258H37V259H39V260H37V261H40V260H43V259L46 260ZM50 258H51V257H50ZM59 258H60V257H59ZM70 258H71V259H70L71 262L73 263L75 260L72 261V257H70ZM83 258H84V257H83ZM85 258H86V257H85ZM109 258L106 257L105 259L108 261ZM136 258H137V257H136ZM171 258H172V257H171ZM175 258H176V257H175ZM179 258H180V257H179ZM179 258H178V259H179ZM183 258H184V257H183ZM183 258H182V259L180 258V260H181L180 262H181V263H182ZM185 258H186V256H185ZM192 258H193V257H192ZM196 258H197V257H196ZM215 258H216V257H215ZM241 258H242V257H241ZM60 259H61V258H60ZM67 259H69V258H67ZM74 259H76V258H74ZM87 259H88V258H87ZM87 259H85V262L87 261ZM147 259H148V257H147ZM147 259H146V260H147ZM153 259H155V258H153ZM173 259H174V258H173ZM176 259H177V258H176ZM176 259H175V261H176ZM202 259H203V258H202ZM228 259H229V258H228ZM232 259H234V258H232ZM237 259H238V258H237ZM51 260H52V258H51ZM51 260H50V261H51ZM61 260H62V259H61ZM81 260H83V259H81ZM81 260H80V261H81ZM91 260H92V259H91V255H90V261H91ZM99 260H100V259H99ZM115 260H114V261H115ZM122 260H123V262H122ZM139 260H140V259H138V261H139ZM144 260H145V259H144ZM144 260H143V261L141 260V262L144 263ZM151 260H152V259H151ZM151 260L149 259L148 262L151 261ZM190 260H191V259H190ZM192 260H193V259H192ZM192 260H191V261H192ZM207 260H208V259H207ZM210 260H211V259H210ZM216 260H217V259H216ZM32 261H33V263H32ZM46 261H47V260H46ZM64 261H65V260H64ZM80 261H79V262H80ZM90 261H89V262H90ZM94 261H95V260H94ZM96 261H97L96 263L98 264V260H96ZM178 261H179V260H178ZM184 261L187 262V261H188V258H187L186 260H183V263H185ZM204 261H205V260H204ZM213 261H214V260H212V263H214ZM217 261H218V260H217ZM235 261H236V260H235ZM249 261H252V260H249ZM52 262H53V261H52ZM60 262H63V261H60ZM67 262H68V261H67ZM67 262H66V263H67ZM83 262H84V260H83ZM105 262H106V261H105ZM108 262H109V261H108ZM108 262H107V264H108ZM115 262H116V261H115ZM124 262H125V263H124ZM173 262H174V261H173ZM193 262H194V260H193ZM215 262H216V261H215ZM223 262H224V258H223ZM223 262H222V263H223ZM231 262H233V261L231 260ZM231 262L228 261V263H231ZM243 262H244V261H243ZM41 263H42V262H41ZM48 263L50 264L49 260H48ZM76 263H77V262H76ZM80 263H82V262H80ZM91 263H92V262H90V264H91ZM143 263H142V264H143ZM149 263H151V262H149ZM169 263H170V262H169ZM178 263H179V262H178ZM183 263H182V264H183ZM187 263H188V262H187ZM218 263H219V261H218ZM222 263L220 262V264H222ZM226 263H227V262H226ZM37 264H38V263H37ZM42 264H43V263H42ZM44 264H45V263H44ZM53 264H54V263H53ZM56 264H59V261H58ZM69 264H70V263H69ZM78 264H79V263H78ZM82 264H83V263H82ZM102 264H103V262H102ZM128 264H129V263H128ZM145 264H146V262H145ZM147 264H148V263H147ZM175 264H177V263H175ZM185 264H186V263H185ZM188 264H190V263H188ZM201 264H202V263H201ZM207 264H208V263H207ZM223 264H224V263H223Z\"/></svg>", "mask_w": 264, "mask_h": 264}]
</instances>
